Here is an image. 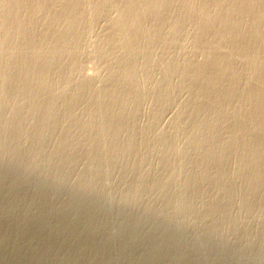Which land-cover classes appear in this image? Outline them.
Returning <instances> with one entry per match:
<instances>
[{"label":"rangeland","instance_id":"374dc122","mask_svg":"<svg viewBox=\"0 0 264 264\" xmlns=\"http://www.w3.org/2000/svg\"><path fill=\"white\" fill-rule=\"evenodd\" d=\"M89 1H91V2H89ZM89 1L85 0L86 3L84 4V8L86 9V11L84 10L85 13L83 14V16H86V14H87V16L89 15L90 17L88 18L86 16V17L80 18V20L83 18L86 20V22H84V23H83V21H85V20H81V21L79 20V22H78L77 19H74V21L75 20H77V21L73 22L72 15H69L70 13H67L69 16H67V14H65L66 12H63L64 14H62V12H61L62 10H60V8H62L60 6L61 5L60 2L58 3V1H54V2H57L59 4L60 7L58 8L57 3H54V2L52 3L51 1H49L48 3L44 2L45 4L47 3L46 5L48 7L46 9V7H45L46 5H44V11L49 10L47 12L51 13V15L48 13L49 16H51V17L49 18L48 15L44 16V14H43L44 18H42V21L41 22L39 21V22H37V24L34 25V27L36 29H38V31L33 29L34 27L32 28L34 31L31 29L30 30L28 29L29 31L23 30L26 28L22 29V32H23L22 34L23 35L25 34L24 37H26V35H27V37L33 36L35 39V38H39V37L41 38L43 36L42 34L46 30V27H50V26L53 27L51 29H55V32L60 33L59 36L60 35L62 36L64 34H66L67 32H70V31L65 30L68 28V25L70 26V29H71L70 34L73 32L71 34L72 38L75 37V38L71 39V41L73 40L75 42V44L73 41L72 42L71 41H68V42L63 41V42H66L69 44L71 43V46L74 45L73 47L70 48L69 44L65 43L67 45L66 46L62 42H60V44L61 45L64 44L65 47L63 45H62L63 47L61 45H58L59 41H61V40L57 39L58 37H55V39H54L53 35H49L50 37L47 36L49 39L46 37L47 41L46 40L45 41L48 42L46 44L48 45L50 43V45H48V46L45 44V41L43 42L45 37L41 38L42 41H40V43H41L40 47H39L40 52L50 51L52 49L51 46H53L51 43L53 42V44H54V40H55L56 44L58 43L55 46H57V48L60 51H62V53H63L62 57L58 60L59 67H58V65L56 66V69L58 71L55 69L50 70L52 72L54 71L52 73L49 70H48L49 71L48 72L47 69H44V70H46L44 72V70L42 69V70H40L41 73L39 72L37 74V71H39V70H36L33 67L31 69L30 65L33 63H30V62L32 61L31 59H32V56L34 55V53L31 54L32 56L29 55L30 57L27 56L26 54H28V53L30 54L32 52V50L34 49V48H32L33 47L32 44L25 43L26 44V46H25V44H22L23 42L22 43L18 42L13 47L15 50L10 49L9 47H6V45H4L3 47H0V50H2L3 53H6L5 58H4V56L2 55L3 53H1V51H0V53H1L0 57L2 56L1 60H0V66L3 65V64H1L3 62H4L3 66H5L6 64L10 65V71H12L11 75H15V73H17V71L21 67L27 68V70H26L27 72L25 73L26 79L23 76L22 79L19 78V79H17L18 81L16 80L18 83V89L21 88V86L25 84L26 80L33 79L34 76L37 77V76H39V74H40V76L42 75L41 77L39 76V78H40V79H38L39 82L37 81L38 77L37 78L35 77L36 79H33L34 82L37 81V83L40 84V80L42 79L46 85L49 83L47 85L48 89L47 90L43 89V91L41 90L42 92L40 91L39 88H37V87H39V85L36 84L35 87L37 89L33 88L34 86H32L30 89H28L29 91L25 89V91H21L22 93L20 92L21 95L26 94V96L22 95V97H21V95L20 94L18 95V93L15 94V96H14V90L15 91L17 90V87H15L14 85H17V83H15V84H13V82H11L12 84L10 82L7 83V81L4 80V77L2 75H0L1 76L0 77V82H1L0 84L3 83V85H0V90H1L0 94H3L4 96H6L5 97L6 99H3L4 96H3L2 100L0 99L1 100L0 104H2V102H3V104H5V102H6V104H5L6 107L4 106L5 108L3 106L0 107V110H1L0 111V122H2V125L0 124L1 125V127H0V136H1L0 140H2V142H3L2 143L0 141V145L3 144L2 145L3 148L0 146V264H264V175H263L264 171H262V168H264V161L261 160L264 158V150H263L264 148H260L261 144L264 147V139H262V137L264 138V131H263L264 130L263 129L264 128V123H263L264 122V119H263L264 118V105H263V103H264L263 102V100H264V96H263L264 95V90H263L264 89V76H263L264 73H262V72H264V70H263L264 69L263 68L264 63H263L262 67H261L262 62H261V65L257 64L255 66V68L260 67L259 70L257 68H256L257 70L252 69L253 71H251V68L246 69V71L247 70L251 71L253 76H255L254 72H256V74H258L257 78L262 77V79H263V80H261V78H258V80H260V82H262V83L258 82L256 86L254 85L260 91L258 92V90L254 87L256 92L254 91V89L250 92H253L255 94L250 93V95H247L248 97H253L251 99L249 98V100L252 104V102H253L252 100L255 99L256 96L260 97V95L263 94L262 95L263 97L261 96V98H262L261 101L263 103L260 102V104H259L260 107H259V105H256L257 107H259V110L257 107L254 108L255 110L257 108L256 111H254V109L252 107H251L252 109H250V106H253V104L252 105L250 104V106L248 105V102H249V101H247L248 97H247V99L246 98L244 99L247 101L248 107L246 106V102L245 103L243 102V106L245 104L246 108H240L239 107V109H240L239 110L237 107L242 106L241 105L242 103L239 101V104H240L239 105L238 103H235L234 102L235 99L232 98L230 103H227V106L225 105V107H223L224 110H227L224 112V114L225 115L227 114L229 116V118L227 115H226L227 117L224 116L227 118V119L226 118L225 119L231 120V118H232V121L228 120L229 121L228 122L226 120H223L224 122H222V120H221V123H222L221 126H219L221 124L220 122H219L220 124L218 123L219 125L212 122L213 124H215V125H213L211 123V121L214 120L216 108H217L218 112L221 109L220 105L217 106V103L220 104V102L219 101L214 102L216 98H215V96H213V94H215V93L218 94V92H217L218 90L214 89V90H216L215 93L213 92L214 90H212V91L210 90V92L212 94L209 93V95H205V96H204V94H202V96H200L201 94L198 93L200 91H198L199 88H198V86H196L197 85L196 80L190 81L188 79L189 81L185 82V79H187V78L182 77L183 75H181L182 73L179 70L175 71L171 67L165 68L168 73L166 72V70H164L163 63H164V60L166 58L169 59V63H171V61L174 62L171 64V66H173L175 63L177 65V63H180V62L181 63L184 62V65H186L187 60H185V59L186 58L190 59V57L193 59L195 57L194 60L197 59L196 61H198V62H203V61L205 62V60H203V59H205L204 57H206V54L208 56V53H209V55H210V53L212 54V55H210V57H212L215 54L219 58L221 55L220 54V48L218 47L219 48L218 49L215 46V44H213V43H210V46L213 44L212 46H215V48L218 50H215V48L213 49V47L212 46L210 47L209 44L207 46V42L204 44H199V45L196 44L197 46H195L194 44L196 42L194 39L196 37V34H192L193 30L191 28V25H188L186 27V30L185 29L183 30V33H181L182 31H178V30L175 31L174 30L177 33L176 35L174 34L175 32L172 29H170V31H172V33L169 31V28H167L168 26L165 24H167V22L172 18L173 13L170 14L171 18L170 17L168 18V16H166V15H168V12L170 13V11L174 12V15H176L178 12H180V11H178V12H176V11L182 9L181 8L182 2H180L181 0L179 2H175L173 5H171L172 6V8L170 7L171 10L168 11L167 14L165 15L167 17L166 18L167 20L166 19L163 20L164 17H159V20H160V18H162L161 20L165 21V24L163 22H160L161 20L159 21L158 18H157V20L159 21L160 24L157 22V20L155 22L154 19H152L153 17H151V15H153V14L150 15V12L149 13L147 12V14L145 16H143V18H141V19H144V18L148 19L149 18L148 19L149 22H147V21L141 22L142 25H148L149 24L148 28L146 30L147 34H146V31H144L142 33L141 32L139 33L141 36L140 35L139 36L132 35V36L133 37H140L141 38L140 41H146L147 42V44H145L146 42L141 43L143 45L141 48L144 49L143 51L146 54H144V53L142 54L143 51L141 52V50H140L141 48L137 49L140 52L139 51L137 52V50H136L137 53L135 52V54H134V51L136 48H130V47L123 48L124 50L128 49L126 51L127 53L123 52L121 45L119 47L118 41L117 42L111 41L110 37H114V34H116L115 35L116 37H117V34H118V37L120 34V37H121V34L123 35V33H124L119 28H115V29L116 30L118 29V31L120 30V33L117 32L116 30H114L113 25H112V19H115L116 17L121 15L120 12L122 9L121 10H119V9L125 8V6H126V5H124L126 3L125 1L121 0L122 6H120L121 2H118V1H117L118 3L116 2V4H118V6L120 8H118V6L115 4V2H113V4H112V2L109 3V4H111L110 7H109V4L104 5L105 6L104 8L108 7L109 9L106 8L107 10H105V9L100 10L101 12L99 11L100 12V13L98 12L99 14L96 12L97 8H95V7H98V5L101 3L100 2L101 0L100 1L99 0H93V1L89 0ZM94 1H97V2L94 3ZM98 1H99V4H98ZM139 1H141V0L137 1L138 3L136 4V6H140L141 3ZM202 1L204 3L206 0L205 1L202 0ZM202 1H200L201 4L199 3L201 6L204 5L202 3ZM92 2H93V4H92ZM143 2H144V0H143ZM143 2H142V4H144ZM209 2H210V0H209ZM90 3L93 6H90L91 5ZM48 4H50V5L48 6ZM51 4H53L54 6L56 4V9ZM114 4H115V7L117 6L116 9H114L115 8ZM85 5L86 6L88 5L87 6L88 11H87V7ZM112 5H113V7H112ZM52 7L54 8V10ZM92 7H94V8L92 9ZM26 10H28V9L24 8L22 13H24ZM51 10H52V12H51ZM55 10L60 12V14L59 13L57 14L56 13L57 11L55 12ZM103 11L104 12L108 11L109 14H108V12L103 13ZM123 11H124V9H123ZM89 12H91L92 15ZM117 12H119V13H117ZM52 13L54 15H52ZM95 14H96V17H95L96 19L93 18L95 16ZM97 14H98V17H97ZM57 15L58 16L61 15V16L58 17ZM65 15H66V17H65ZM101 15H103L104 17H101ZM148 15L150 17H147ZM161 16H163V15H161ZM56 17H58V18H56ZM62 17L64 20L61 19ZM175 17H177V15ZM51 18H52V21L50 20ZM53 18H55V20ZM65 18L66 19L70 18V20H66ZM87 19H89V21ZM146 19H144V20H146ZM186 19H184L185 20L184 22H187L186 24H188V21H190V19H187V20ZM45 20H47V22H43ZM48 20H50V21L48 22ZM56 20H57V22H56ZM71 20L74 24L72 22L71 23L67 22V21H71ZM91 20H93V21H91ZM109 20L111 23L108 22ZM59 21L62 23V25ZM64 21H66L65 25H63L65 23ZM150 21L155 22V23H152V24H154V27H155L156 23H158L159 26L161 25L162 27H163V25H165L166 31H164L165 27L162 28L161 26H160L161 27V31H160V27L158 28L157 27L158 24H156V27L159 29V31H158L160 34L159 36L161 38L159 39V36H158V38L154 39L155 41H153V43L149 44L148 43V39H149L148 34L153 30V27H152L153 25L152 24L150 25V23H151ZM42 22H43V24H42ZM55 22L56 23L59 22V24H56ZM190 22H189V24H191ZM38 23L40 25H38ZM67 23H68V25H67ZM75 23H77V24L81 23L80 25L78 24L80 27L77 24L75 25ZM85 23L86 24L90 23V24L86 25L87 27H85V26H83ZM48 24H49V26H47ZM37 25H38V28H37ZM55 25H56V27L60 26L59 30H58V28L54 27ZM73 25H75L76 27ZM15 26H18V25L16 23H13V27H15ZM71 26H72V28H71ZM107 26H109V27H107ZM11 27H12V25H11ZM150 27L152 29H149ZM156 27L154 30L157 29ZM109 28H110V30H109L110 34L109 35H111V36L108 35V33H109L108 29ZM61 29H64V30H61ZM70 29L68 28L67 30H70ZM41 30H43V31L41 32ZM60 30H61V32L63 31L64 33L61 34ZM26 31H27V33H26ZM31 31H32V33H29ZM51 31H53V30H51ZM121 31L123 33H121ZM167 31L169 34L171 33L170 37H172V38L169 37V34L167 33ZM184 31H186L187 33H189V32L190 33L192 32V33L188 34V36H187V33ZM194 31H195V29H194ZM33 32L34 33L37 32V35H36V33L34 34ZM38 32H40L41 34ZM114 32H117V33H114ZM165 32H166V34H168V38H169L168 40H171L170 42L168 40H166L167 35L165 34ZM28 33L31 35L28 36ZM38 34H40V36ZM77 34H79L78 36H81V38L82 39L84 38V39L80 40L79 39L80 37H78ZM82 34L84 35V37H82L83 36ZM143 34H144V36H143ZM172 34L175 35L174 38H173ZM262 34H263V29H262ZM71 35L68 37H71ZM73 35H75V36H73ZM105 35H106V37L108 35L110 40L108 37L105 38ZM162 35H163V37H162ZM177 35H179L180 37L182 36V37L176 39L175 37H178ZM76 36L78 39L76 38ZM151 36H152V33H151ZM183 36L184 37L186 36V37L183 39ZM51 37L54 40L51 41L50 40ZM143 37H144V40H143ZM190 37L192 39L194 38L193 40L195 43L192 41V39H190ZM101 38H103V39H101ZM145 38H146V40H145ZM156 39H158V40H156ZM174 39H176V40L174 41ZM181 39H182V41H181ZM185 39H187V40H185ZM106 40H107V45H106L107 49L104 48L105 44H106ZM172 40L174 41V43ZM184 40H185V42H184ZM49 41H51V42H49ZM81 41H83V42H81ZM102 41H104V42H102ZM79 42H81V43H79ZM110 42L112 45L110 44ZM114 42L119 47L118 48L116 46V49H118V51H120V49H121V52H123V53L117 52V50L114 47V45H115ZM166 42H168L167 45H166ZM182 42H184L185 44ZM19 43H20V45H19ZM113 43H114V45H113ZM180 43H182V44H180ZM186 43H189V46H191V48L189 46H187L188 44H186ZM42 44L46 45V47L44 45L42 46ZM79 44H81V46ZM108 44H110L112 47ZM163 44L165 46H163ZM177 44H179V45L177 46ZM21 45H23V47H21ZM76 45H79L77 48H80V49L74 50V47L76 48ZM159 45H162V46H159ZM180 45H182V46H180ZM203 45H205L204 48L202 47ZM234 45L235 44H233L230 47V49H235V47L232 48ZM154 46H155V48H154ZM68 48H70V50H68ZM109 48L110 49L113 48V50L111 49V52H110ZM150 48H151V50H148ZM152 48H154V49L152 50ZM179 48H180V50H179ZM186 48L188 49V51L186 50ZM182 49H183V51H181ZM189 49L192 51H190ZM206 49H207V51L209 49H211V50L208 51V53H207V51H205V54L203 55L202 52H204V50H206ZM76 50L79 51L80 55L78 53H76ZM100 50H102V52ZM155 50H156V52H154ZM213 50H215L217 53ZM262 50L264 52V49H262ZM262 50L260 51V53H262ZM128 51H130V52L128 53ZM189 51H190V53H189ZM22 52H23V54H25L27 56V58L29 60L26 59V56H25V58L23 57L24 55L22 54ZM131 52H133V54H131ZM148 52H150V53L147 54ZM75 53H76V55L77 54L78 55L77 56L74 55ZM156 53H158L159 55H157ZM183 53L185 56H183ZM233 53H234V51L230 52L231 55ZM10 54H11V56H10ZM16 54H17V56L20 55L19 58L21 60L18 59ZM126 54H128L129 57ZM136 54L138 55L137 58L135 57ZM150 54H152L153 57L156 54V56L154 57V62L155 61H157V62H155V63L152 62V64L147 63V61H149L147 58H149ZM165 54H168L169 57H171V56L172 57L168 58V56H166ZM175 54H176V56H175ZM187 54H188V57H186ZM194 54L197 55L198 58L196 56H194ZM230 54L227 53V55H230ZM262 54L264 55V53H262ZM262 54H259L260 59L264 58V57H262L263 56ZM70 55H72V56L70 57ZM108 55H109V57H107ZM124 55L127 56V59ZM131 55H134V56H131ZM144 55H145L147 61H145ZM160 55H161V57H160ZM178 55H179V58L177 57ZM12 56L14 57V59L12 58L14 62L11 59ZM101 56H104V57H101ZM216 56H214V58H217ZM7 57H10V59ZM22 57L24 58V60L22 59ZM72 57L74 59L73 63H71ZM130 57L131 58L135 57L133 59V60H135V65H136L135 69H134L135 65H133V66L128 65V64H131L130 62H127ZM16 58L18 59L19 63H18V61H16L17 60ZM104 58L106 59V63H108V64L110 63L109 66H108V64L105 63ZM131 58L129 61H132ZM237 58H239V57H237ZM7 59L13 62L12 66H11L12 62L9 61V63H8ZM66 59L68 61H70V63L72 65L69 63V65H70L69 66L67 64L68 61H66ZM117 59H119L118 62L116 61ZM159 59L161 61H158ZM167 59L165 60L166 63L168 62ZM170 59H172V60H170ZM175 59L177 61L178 60L179 61L177 62V61H175ZM239 59H241V58H239ZM239 59L235 60V64L237 66L234 65V70H236L237 72L241 71L240 72L241 74H243L242 72L246 73V75L248 74V76H246V77L249 78L251 76V72L247 73L248 71L245 72L243 70V68H241L242 65H245V64L242 60L241 61L243 63L241 61H239ZM2 60H3V62H2ZM33 60H34V58H33ZM108 60H109V62H108ZM125 60H127V61H125ZM183 60H185V61H183ZM20 61L23 63L21 64ZM61 61H62V64H60ZM75 61H78V62H75ZM115 61L117 63V67L115 66L116 63L114 65ZM138 61H139V63H138ZM237 61L241 62L242 65H240L241 63H239V62L237 63ZM16 62H17V66L15 64ZM120 62H122V63H120ZM75 64H77V66L79 68ZM120 64H122V65L126 64L127 65V67L124 68L125 70L122 69V66ZM155 64H156V67L159 64V67L156 68ZM180 64L178 67H180V69H181L183 67V65L181 64L182 65V67H181ZM26 65H28L30 69H28V66H26ZM119 65L121 67H119ZM124 65H123V67H124ZM137 65H139L138 68H137ZM150 65H152V66H150ZM176 65H175V67H176ZM3 66H1V67H3ZM74 66H76L75 68L78 71L74 68ZM110 66H112V67L115 66L114 68L115 69L119 68L120 71L122 69L123 73L122 72L120 73V71L118 69L117 70L114 69V73L111 72L112 74H110V77H109L110 71L113 70V69H111L112 67L110 68ZM162 66H163V69H162ZM252 66L253 65H250V67H252ZM128 67H129V69H132L133 71H135L133 75H132L133 71L131 72V70H129ZM147 67H150V68L147 69ZM247 67H248V65H247ZM68 68H70V69H68ZM71 68H72V70H71ZM142 68H143V70H142ZM155 68H156V70H155ZM158 68H161V69H158ZM15 69H17V70L15 71ZM65 69H66V71H65ZM126 69L128 70V73H127ZM144 69L149 70V72L147 70L145 71ZM150 69H153V70L150 71ZM169 69H170V72H169ZM13 70H14V73H13ZM29 70L30 71L33 70V71H31L33 74L35 72L36 73L34 75H32V73L29 72ZM70 70H71V72L73 70H75L77 72L73 71V75H72V73L69 72ZM141 70H142V72H141ZM159 70H160V72H159ZM59 71H61V74H63L65 77L63 75H61L60 73H58ZM62 71H63V73H62ZM115 71H116V73H118V75H115ZM137 71L139 74H137ZM143 71H144V74H142V76H143V78H142V76H139V75H141V73H143ZM177 71L180 73L176 74ZM42 72H44V73H42ZM46 72H47V76L45 74ZM124 72L127 73L129 77H130V75H131V77L134 76L135 73H136V76H134V79L133 78H124L125 77V76H123L125 74ZM161 72L163 74H161ZM237 72H235V73L240 74ZM260 72L262 73V76H260V74H261ZM49 73H50V75H49ZM55 73H58L57 75L61 79L57 78L58 76H56ZM74 73H76V76L74 75ZM165 73H166V75H164ZM29 74L32 76L31 78L29 77L30 76ZM51 74H55V75L51 76ZM169 74H170V76H169ZM111 75H114V76L111 77ZM150 75H151V77H150ZM45 76L48 78H46ZM128 76L126 75V77H128ZM161 76H163V78ZM175 76H176V79H175ZM114 77H116V78L119 77L120 79L119 78L116 79ZM139 77H141V78H139ZM177 77L178 78L182 77L183 80H182V78H180V81L182 80L180 82L177 79ZM251 77L249 78V80L251 83H254L255 77L252 78L253 81L251 80ZM110 78H111V80L109 81ZM137 78L139 80L142 79V81L144 79V81H147V82H144V81L139 82V81H137L138 80ZM164 78L165 79L167 78L166 81L168 83H164V82H166ZM1 79H3V80H1ZM51 79H53V81ZM115 79L119 80L118 83ZM158 79H162V80H160L161 82ZM173 79H175V80H173ZM21 80H23L24 82ZM62 80L63 81L65 80V82H62ZM81 80L82 81L86 80L85 82H83L85 84H83ZM112 80H113V83H111ZM125 80H128V81H125ZM153 80L156 83H158L157 80L159 81V83L163 82L162 83L163 85L159 84V86H158V84L155 83L156 87H154V86H152L154 84ZM168 80L169 81L171 80V81L169 82ZM245 80H241V81L243 82ZM16 81L14 80V82H16ZM51 81L56 83V84L54 85V83H52ZM79 81H80L81 85L83 84L84 87L86 85V89L84 88L85 90L83 89V86L78 84ZM87 81H89V82H87ZM34 82H33V84H34ZM61 82H62V84H61ZM72 82H73V85H72ZM86 82L88 84H86ZM114 82H115V84H114ZM120 82L121 83L124 82V83H122V85H121ZM133 82L138 87L139 86H142V87L138 88V87H136V85L133 86L134 85ZM189 82L191 84L194 83V85L195 84L196 85L195 86L191 85V84H189ZM227 82H228V84L230 83V81H228V79H227ZM233 82L234 81H231V85L233 84ZM4 83H5V85H4ZM51 83H52V85L49 86ZM119 83H120V87H119ZM126 83L128 85H126ZM139 83H144L145 85L144 84L140 85ZM171 83H173V84H171ZM184 83H188L189 86L191 85L190 87H193V86L194 87L192 89H190V88H188L189 86H187L188 84L185 85ZM57 84H61V85L58 86ZM90 84H92V86L88 87V86H90ZM258 84H260V89H259ZM111 85H112V87H111ZM113 85H115V86H113ZM129 85L130 86L132 85L131 88H129L130 87ZM165 85L166 86L170 85L171 87L170 86L166 87ZM173 85L176 87H174ZM262 85H263V87L261 89ZM4 86H6V87H4ZM7 86H9V87H7ZM53 86H54V89H53ZM74 86H75V88H74ZM76 86H77V88H76ZM11 87H13V89ZM55 87H56V90L58 91L57 93H56ZM59 87H61V89ZM121 87H123L122 90H124V89L126 90V88H127V91H126L127 94L125 91H124V93H123V91H121L123 94L118 92V91H120ZM10 88L12 89V90H10L12 92L9 91ZM22 88H24V86H22ZM62 88L64 90L68 88V90L64 91ZM108 88H110V89H108ZM140 88H143V89H141V91H140L139 90ZM158 88H159V90H158ZM177 88H178V90H177ZM186 88L189 90H187ZM32 89H34V90H32ZM58 89L62 90V91L60 92ZM72 89H75V92H73L74 90H72ZM81 89L84 90L83 94H82L83 90H81ZM117 89H119V90H117ZM128 89L131 90V92L133 89V92L135 91L136 93L132 92V94H130V91ZM166 89H167L168 93H166L167 92ZM171 89H173L174 91ZM30 90H32V91H30ZM48 90H50V91H48ZM106 90L107 91L111 90V91L107 93ZM137 90L139 92H137ZM157 90L159 92L156 93ZM261 90L263 92H261ZM33 91H35V92H33ZM36 91H38V92L40 91V93L38 95H36L38 93ZM44 91H46V93ZM76 91H77V95L74 96L73 94L74 93L76 94ZM104 91H106V92H104ZM160 91L162 92L161 94H160ZM171 91H173V92L171 93ZM195 91L196 92L198 91L197 94L195 93ZM8 92H9V94H7ZM32 92L35 94V96L33 95L34 100L33 99L30 100L32 98V96H31L32 94H30V96H31L30 97L29 93H32ZM48 92H52V93H48ZM59 92H60V94H58ZM66 92L69 94H66ZM88 92H89V94H88ZM163 92H165V93H163ZM11 93H13V95ZM53 93H54V95L57 94L58 97L60 95L61 97H59V98H60V100L62 99L61 100L62 102L65 100L66 101L70 100L71 102L65 101V103L62 104L60 102L59 98H56L57 95L54 96ZM61 93H63V94L65 93L67 97L65 96V94L62 96ZM90 93H91V95H90ZM105 93L109 94V95H106V97L105 96L103 97L102 94L105 95ZM139 93H141V94H139ZM155 93H156V95H155ZM45 94L51 95L52 98L48 97V95H47V97H45L46 96ZM124 94H125V98L121 97V96H124ZM133 94L135 97L136 96L137 97L135 98L133 96ZM166 94L169 95V97ZM198 94H200V95H198ZM10 95L12 97H15V99L13 100V98L10 97ZM110 95L113 96V98ZM118 95L120 98L117 97ZM160 95H161V97H160ZM172 95H173V97H172ZM254 95H256V96H254ZM37 96H38V99H39V96L45 97V98H40V100L44 99L43 100L44 102L41 101L43 103V104L41 103L42 105L39 103L40 101L39 102L35 101V100H37V98H36ZM126 96H128V99L126 98ZM209 96H211L215 99H213V100L208 99V101L211 100L212 105L206 106L205 100L207 97L209 98ZM70 97H72V98H70ZM108 97H110V98H108ZM131 97H133L132 98V100L134 99L133 101H131V99H130ZM165 97H167L168 99L166 98L167 99L166 100ZM196 97H198V98H196ZM201 97H203L205 99H200ZM8 98H10V100L11 99L12 100L10 101ZM26 98H27V100H26ZM47 98H48V100H47ZM53 98H55V99H53ZM106 98L108 100H106ZM139 98L141 101L139 100ZM155 98H158V99H155ZM159 98H160V100H159ZM169 98H170V100H169ZM72 99L74 101L76 100L75 101L76 103L74 101H73L74 102L73 103ZM109 99H111V101H109ZM118 99H121V100L119 101ZM122 99L129 100L130 103L134 107L135 106L137 107L136 109L138 111H136L132 105H130L131 107L129 105H127V103L130 104L127 100H125V103H126L125 104L124 100H122ZM193 99H197L199 102L202 100L203 102L201 101V103H199V105L197 106L196 104H198V101L194 100L196 102V104H195ZM5 100H7L9 102H7ZM15 100L17 101L16 104H15V102H16ZM45 100H46V102H45ZM56 100H57V102H56ZM116 100H118V101H116ZM136 100H137V102H136ZM163 100L165 101V103ZM12 101H14V102H12ZM23 101H25L26 103H23ZM27 101L29 102V104H31V103L32 104L28 105ZM30 101H32V102L30 103ZM47 101H49V102H47ZM53 101H55V102H53ZM107 101L111 102L112 106H111V104H109V102L107 103ZM159 101L160 102L162 101L161 103L164 105L159 103ZM11 102H12V104H10ZM21 102H22V104H20ZM36 102L39 104V106H37L38 104H36ZM50 102L54 103V104L53 103L52 104L54 105V107H56L55 111L51 110V109L45 110V108H47V107L48 108H54L51 106L52 104ZM118 102H121V103H118ZM191 102H194L195 106H193ZM231 102H233V105L231 104ZM48 103H50L49 104L50 106L48 105ZM55 103H56V105H55ZM68 103H70V104L68 105ZM234 103L238 106H236ZM261 103L263 105V108H261ZM17 104H19L20 106H18ZM23 104L25 105V107ZM34 104L37 106V109L35 108L36 106ZM65 104H66V106H64ZM94 104L96 107L94 106ZM138 104H139V106H138ZM183 104H184V106H183ZM16 105L18 106V108ZM59 105H61V106H59ZM161 105H162V107H161ZM165 105H167V106H165ZM10 106L11 107L14 106L13 108L16 110L11 109ZM26 106H27V109H26ZM41 106L45 107V108H43L44 110L43 109L40 110V108H38ZM159 106H160V108H159ZM199 106H201V107H199ZM20 107H21L22 111L21 110L19 111ZM57 107H58V110H60L62 108L63 109L60 110V112H59L57 110ZM123 107L126 111L123 109ZM163 107H164V109H163ZM211 107L212 108L214 107V108L212 109ZM28 108H29V110H28ZM118 108H120V109H118ZM126 108L129 110V113H128V110ZM131 108H132V110H131ZM196 108L201 109V111L196 109ZM247 108H249V110L254 111V112H251V111L249 112ZM3 109H5V111ZM8 109H11V110L8 111ZM38 109L42 112L40 113V111H37ZM116 109H118L119 111ZM210 109H211V111H210ZM236 109L238 111H236ZM242 109H244V110L246 109L247 112H249V114H247V112H246V114L250 117L253 116L251 118L252 119L255 118L254 119L255 121L250 119V117H248L246 114L242 115L243 113H245ZM23 110H25V112ZM32 110H34V112ZM50 110H51V113L54 114V116H53V114L52 115L50 114ZM95 110H96V113H94ZM230 110H231V112H230ZM10 111L12 113L14 112L13 117H12V114ZM15 111L16 112L17 111L23 112L22 115H21V113L18 112L22 116V118L19 114L18 115L20 117L17 116V113ZM27 111H30L29 113H31V114L33 113V114L32 115L28 114ZM35 111H36V113H35ZM56 111H57V113H56ZM104 111H106V112H104ZM116 111H117V113H116ZM134 111H136V112H134ZM2 112H4V113H2ZM43 112L45 114H43ZM74 112L76 114L73 116ZM102 112H104L106 114H104ZM111 112L114 113V116H113V113H111ZM130 112L131 113L134 112L135 113L134 116H136V117H134L133 114H131ZM194 112H196L195 115H194ZM199 112H200V114H199ZM202 112L206 115L204 116V114H202ZM236 112L237 113L239 112V113L237 114ZM241 112H242V114H240ZM258 112L259 113L262 112L263 114L260 115ZM46 113H47V115L48 114H50V115L47 116ZM58 113H60L61 115L59 114L57 116ZM122 113H125V114L120 115ZM127 113L129 115L126 116ZM257 113L259 114L258 116H263L261 119H260V117L257 116L259 118V120H262L261 122H262L263 126L261 125V122H259V120L254 116ZM10 114H11L12 118L11 117L9 118ZM23 114L26 117H24ZM35 114H37V115H35ZM41 114H42V116L44 115L43 118H41L42 117ZM89 114L90 115L93 114V115L90 116ZM102 114H103V117H102ZM116 114H118L117 118H116ZM197 114H198V117L200 119L197 117L193 118L194 116H197ZM190 115H192L191 119H190ZM200 115L202 116V118L204 116V118L202 119L200 117ZM232 115H233V117H232ZM237 115L239 116V118L241 116L242 117L244 116L243 118H245V119L240 118V120L237 121V119H239ZM37 116L38 117L40 116V118H37ZM59 116H61V117H59ZM69 116H72V117L70 118ZM88 116H90L89 118L91 120L88 118ZM236 116H237V118H236ZM16 117L20 118L23 121V123L21 122L20 119H17L18 120L17 121ZM63 117H65V119H67V120H65ZM67 117L70 119H68ZM119 117H121V118L118 119ZM208 117H209V120H208ZM13 118H15V122L12 121ZM59 118H60V120H59L60 124L58 123V121H56ZM125 118L126 119L128 118L127 119L128 121ZM132 118L135 120V122H134V120H132ZM233 118L236 120H234ZM5 119L9 121V124L8 123L6 124ZM24 119H26V120H24ZM28 119H29V121H28ZM38 119H40V121L41 120L42 121L39 122ZM49 119H53L55 121L51 122V124H50ZM72 119L74 120V122ZM113 119L115 121V124L111 125L110 122L112 123ZM116 119L118 120L119 123L116 122L117 121ZM123 119H125V121ZM194 119L197 121L199 120L198 123L196 121H194ZM48 120H49V122H48ZM89 120L92 121V123H89L90 122ZM200 120H202V121H200ZM207 120H208V123H207ZM243 120L247 122L246 125L244 124L245 122ZM249 120L251 122L254 121V123L256 122L257 124L255 123V126H254V123H251V124H253V126H250ZM16 121L18 122V124L20 123L21 125H18L16 123ZM45 121H46V125L50 124V125H48V127L45 124H43V122L45 123ZM60 121H62V122H60ZM129 121H132V122H129ZM225 121L227 124L233 123L234 125L233 124L227 125L225 123ZM239 121L240 122L243 121L244 123L241 122L243 125H241V123L235 124V122L239 123ZM3 122L5 125H3ZM10 122H11V124H15V123L16 124L11 126ZM26 122L28 124L27 126H26ZM37 122H38V124H36ZM67 122H69L68 125H67ZM86 122H88L89 124ZM202 122H203V124H201ZM34 123H35V125H34ZM41 123H42L43 127L40 126V128H39V124L41 125ZM61 123H63V124H61ZM129 123L133 124L132 129L130 128L131 124H129ZM134 123H135V125H134ZM56 124L57 125L59 124L60 126L59 125L57 126ZM194 124L197 126H195ZM205 124L209 127H210V125L211 126L213 125L212 129L213 128L214 129L209 130L211 127L207 128V126ZM17 125L19 127L21 126L24 129L18 130V129H21V127L19 128ZM44 125H45V128H44ZM63 125L69 126V128L67 127L68 129L65 128L67 131L68 130L70 131V133L69 132L67 133L65 131L67 133V136L65 135V132L62 131V130H64ZM98 125L101 126L102 131ZM118 125L123 127V128L121 127V131H120V127ZM125 125L126 126L130 125V126L126 127ZM200 125L203 128L200 127V130L198 131V128ZM248 125L250 126V128L253 127L254 130H250ZM4 126H7V127H4ZM62 126H63V128H62ZM88 126H90V127H88ZM193 126L195 128L197 127V130ZM224 126H226V127H224ZM239 126L241 129L239 128ZM244 126L245 127L247 126V128H249V129L243 128ZM12 127L15 129L13 130ZM25 127L27 130L25 129ZM60 127L62 128V130L60 129ZM108 127H110V128L108 129ZM113 127H117L118 129L113 128ZM124 127H126V128L124 129ZM190 127H191V130H190ZM222 127H224V129ZM259 127H261L262 130L259 131ZM33 128H35V129H33ZM89 128H90V130H89ZM135 128L137 130H139V133ZM228 128H229V130H228ZM230 128L233 130V133H230V132H232ZM253 128H251V129H253ZM42 129L45 132L42 131ZM47 129H48V131H47ZM126 129L129 132H127ZM235 129H237L239 134H236L237 131H235ZM257 129H258V132H257ZM15 130L19 134L21 132H23V133H21V135H19L16 133ZM35 130H36V132H35ZM72 130H73V134H72ZM97 130L100 133V135L97 132ZM103 130H105V131H103ZM108 130H111V131L109 132ZM188 130L190 131L189 136L191 133H193L194 130L195 131L193 134H196V135H193V134L191 135L190 141H189V139H187ZM220 130H222V132H223L222 134L220 133ZM239 130H241V131H239ZM37 131L38 132L42 131V133L45 135V138L44 137L42 138L41 133H37ZM75 131H76V133H74ZM107 131H108V133H107ZM122 131H124L125 133ZM133 131L136 133H134ZM234 131H235V135H233ZM247 131H249L250 134H251V132L256 133V136L254 133H253L254 134L253 136H251L252 134L251 135L249 133L247 134L246 133ZM1 132L4 133L5 137L2 135L3 133L1 134ZM120 132H121V134H120ZM201 132H202V134H201ZM259 132H261V133H259ZM34 133H36L39 136L37 137V135ZM215 133H218L217 135L219 137L216 136ZM225 133L229 134V135L231 134V136H233V137L230 138V136L228 135L227 138L229 137L230 139L229 138L227 139ZM240 133H241V135H240ZM262 133H263V136L261 137L260 134H262ZM112 134L114 135L113 137H112ZM131 134H136V135L133 136ZM213 134H215L216 137ZM219 134H221V135H219ZM242 134H244V136ZM13 135H14V137H12ZM16 135H19V136H16ZM31 135L34 136L35 138L34 137L32 138ZM77 135L80 138H77ZM116 135H118V136H116ZM130 135L132 136V138L130 137ZM205 135H208V136L204 137ZM210 135H212V136H210ZM247 135H248V138L251 142H245L244 141V140H246V141L248 140ZM15 136H16V138H15ZM196 136L198 139L195 138ZM40 137H41V139H40ZM97 137H98V139H97ZM208 137H210V138H208ZM212 137H213V139H212ZM237 137L239 139L236 140L235 138H237ZM253 137L256 140L252 142V140H254ZM257 137H260L259 138L260 141L258 140ZM1 138H3V139H1ZM76 138L81 139V141H78ZM111 138H112V141H111ZM188 138H190V137H188ZM201 138H203V139L206 138L207 143L205 142V140L203 141V139L199 140ZM216 138H218V141H219L218 143L221 144L222 148H219L221 146H216V143H217ZM221 138H222V140H224V138H225V140H224L225 143H224V141L220 140ZM242 138H243V140H241ZM10 139H12V140H10ZM15 139H16L17 144L15 142ZM32 139L33 140L37 139V140L33 141ZM99 139H100V142H99ZM193 139H196V140L194 141ZM210 139L212 140V142H211L212 145L210 144V141H211ZM40 140L42 141V143L38 142ZM109 140H110V142H109ZM127 140H130L131 145L128 144L129 142ZM132 140H135V141H132ZM238 140L239 141L241 140V141L239 142ZM257 140L259 142H261V141H263V142H261L260 144H255V142H258ZM131 141L134 143H132ZM193 141L195 143H192ZM196 141H197V143H196ZM198 141H201V142L198 143ZM220 141H222V142H220ZM227 141L229 142L228 145L226 144ZM242 141H243V143H242ZM10 142H11V144H10ZM13 142H15V143H13ZM60 142H62L63 144L64 143L66 144V142H67L70 150L65 148V146L67 147V144L66 145L64 144L65 146L63 147V145L62 146L60 145L61 144ZM174 142L176 144H174ZM231 142H232V144H234V143L235 144L236 143L241 144V146L237 145V144L236 145L234 144L235 146L231 145V146H233L232 151L233 150L235 151V149H237L239 146L241 148L239 147L240 149L238 148L236 150L237 153H236V151L235 152L233 151L234 153H232V151L230 150V153H232V155H229L230 153L228 152L226 157H227V159H228V156H229V158L230 157L231 158L227 160L224 155L227 153V151H229V149H231V147L229 146L231 144ZM32 143H35V145ZM37 143H40V144H37ZM58 143H60V144H58ZM93 143L95 145H93ZM201 143H203V144L201 145ZM223 143H224V147L222 145ZM75 144H77V145H75ZM207 144L209 145V148H207L208 146H206V149H207V152H206L205 146H203V145H207ZM225 144L229 147H227ZM247 144H249V146L250 145L252 146V144H253L254 146L252 148H250ZM132 145L133 146L135 145L134 146L135 148ZM178 145L180 147L183 146V148L181 147L182 148L181 149ZM214 145H215V147H214ZM174 146H177V148H176L177 152L175 151ZM210 146H212V148L214 150L211 151L212 148ZM236 146H238V147H236ZM256 146L257 147L259 146L258 147L259 150ZM61 147H63L64 149ZM73 147L75 148V151H74ZM91 147L92 148L94 147V148L91 149ZM226 147H227V150H226ZM234 147H235V149H234ZM247 147H249L251 150L248 149ZM186 148H187V150H186ZM253 148H257V152L255 150L253 151ZM71 149L74 152H70ZM125 149H127V151ZM131 149H133V150H131ZM183 149H184V151H183ZM208 149H210V151ZM218 149L219 150L221 149V150L219 151ZM242 149H244V150H242ZM30 150H31V152H30ZM145 150L146 151L148 150L149 152L147 151L148 152L147 153ZM171 150L173 153L171 152ZM178 150H180V151H178ZM215 150L218 151V154H216L217 152ZM144 151L146 153H142ZM168 151H170V152H168ZM186 151L189 152V156L187 155L188 152H186ZM192 151L194 153H192ZM208 151H209V153H208ZM221 151H223V153H221ZM259 151L261 154L263 152V154H262L263 156L259 153ZM181 152H182V154L186 153L184 158L182 157L183 155H180ZM190 152H191V155H194L195 158L190 155ZM204 152H206L208 155L207 154L205 155ZM238 152L240 154L242 152L243 153V154H241L242 156H240ZM253 152H254V154H253ZM27 153H31V154H29V156H28ZM171 153L173 154V158L169 159L168 157H172ZM219 153H220V155H219ZM160 154L161 155L163 154L164 157H166V156L167 157L165 159L163 157V159H162L161 158L162 156ZM210 154H211V156H210ZM212 154H213V156L215 154L216 155L213 157ZM245 154H247L248 160L245 157L246 156ZM250 154L252 156H250ZM109 155L110 156L113 155L112 156L113 158L110 159L111 157ZM179 156L182 158H180ZM206 156H207V158H206ZM105 157H107V158H105ZM108 157H110V158H108ZM216 157H218L219 159ZM252 157L257 158V161H258L257 164H255L256 159L252 158ZM261 157H263V158H261ZM221 158H223V159H221ZM160 159H162V161ZM191 159H193V160H191ZM199 159H201V161ZM203 159L204 160L206 159L205 160L206 163H205V161H203ZM240 159L241 160L243 159L242 163H244L246 161L247 162V163L245 162L246 165H245V163L241 164ZM244 159H246V160L244 161ZM258 159H260L261 161H259ZM62 160H64L65 162H63ZM166 160H167V162L170 160L171 161L166 163ZM180 160H182V161H180ZM184 160L185 161L188 160V162L186 163ZM214 160H216V161H214ZM220 160H222L224 162L226 161L225 162L226 166H224V164H223L224 162L221 161V163H220ZM249 160H252V162ZM60 161H62V162H60ZM182 162H184V164ZM215 162H216V164H215ZM217 162L220 165H218ZM250 162L257 165L256 166L257 168H255V166H253V164L250 165ZM260 162H261V164H260ZM28 163H30V164H28ZM33 163H35V164H33ZM247 164H249L250 167H248ZM184 165H186V166H184ZM244 166L248 167V168L246 167V170L248 169L247 172H246ZM180 167H181V169H182V167H183V169L185 167H187V168H185L184 170L182 169V172H181ZM239 167H243L244 169L239 168ZM251 167L260 171L259 172L260 177H258V178H260L259 180H257V178L255 177V176H259L258 171H256V170H254L255 172L253 171L254 174L256 173L257 175L256 174L254 175L253 172H249V168L251 170ZM192 168H193V170H192ZM221 168H223V169H221ZM224 168H225V170H224ZM177 169H179V170H177ZM259 169H261V170H259ZM173 171H175V173ZM218 171H220V172H218ZM185 172H187V173H185ZM201 172L203 174H201ZM221 172H224V173H221ZM244 172H246L247 174ZM177 173H179L180 175ZM197 173L198 174L200 173V176H198ZM238 173H240V174H238ZM172 174H173L174 179L172 178ZM174 174L177 175L176 176L177 178L174 177ZM217 174H218V176H217ZM220 174H222L223 177L219 176ZM248 174H250V176ZM251 174L253 175L252 177H251ZM165 176L168 178H166ZM207 176L209 178L211 177L210 180H212L213 183H212V181L207 182V180H206L208 178ZM241 176H243V177H241ZM220 177L222 179L225 177V180H222ZM249 177H251L252 179L254 177L256 181L254 179H253L254 181H252V179ZM163 178L165 179V181ZM198 178L199 179L201 178L200 179L201 183H200V180H198V182H195V181H197ZM209 178H208V180H209ZM213 179H215V180H213ZM166 181H169V182H166ZM158 182L160 184H158ZM156 183L158 185H162V187L158 186ZM214 183L217 184V186H214ZM210 185H212L213 187ZM91 186H93V188L89 189ZM193 186H196V187H193ZM252 187H253V189H252ZM135 189L138 191H136ZM190 190H194V191L192 192ZM222 190L224 191V193ZM241 190H242V192H241ZM91 191H92V193H91ZM134 191H135V193L137 192L135 195L133 194ZM250 191L252 192L251 194H250ZM129 193H131L132 195ZM250 195H252V196H250ZM126 196L128 197V199ZM135 196L137 198H135ZM248 196H250V197H248ZM130 198H132L133 201ZM216 199H219V200L216 201ZM220 199H222V200H220ZM224 199H226V200H224ZM171 200H173V201H171ZM227 200H229V201H227ZM169 201H170V203L168 204L167 202H169ZM176 203H179L178 206L180 205V203L181 204L183 203L184 205L183 204L180 205L179 209L180 208L181 209L179 210ZM172 204H173V206H171ZM174 204H175V206H174ZM188 204L189 205L192 204L193 207H191L192 205L189 206ZM187 205L190 207L189 209L186 208ZM172 208H174V210ZM218 210H220V212ZM216 211H218V212H216ZM178 237H180V238H178Z\"/></svg>","mask_w":264,"mask_h":264},{"label":"bare ground","instance_id":"6f19581e","mask_svg":"<svg viewBox=\"0 0 264 264\" xmlns=\"http://www.w3.org/2000/svg\"><path fill=\"white\" fill-rule=\"evenodd\" d=\"M49 1H51L52 3L54 2V1H58V3L60 2V6L62 7V8H60V10H62L61 12H62V14H64L63 12H66L65 14H67V13H70L69 15H72V19H73V22H75V21H77L78 20V22H79V20H80V18H82V17H86L87 16V14H86V16H83V14L85 13V11H86V9L84 8V4L86 3L85 2V0H0V47H3L4 45H6V47H9L10 49H14L13 47L18 43V42H23L22 44H25V43H28V44H32L33 45V47L32 48H34L33 50H32V52L29 54H26L27 56H29V55H31V54H33L34 53V55L32 56V61L30 62V63H33V64H31L30 66H31V69H32V67L34 68V69H36V70H39V71H37V74L40 72V70H44V69H47V71L49 70H57L56 69V66L58 65V60L62 57V55H63V53H62V51H60L58 48H57V46H55V45H57L56 43H55V37H58L57 39H59V40H61V41H59V44L58 45H61L60 44V42H62V43H66V42H68V41H71V39H73V38H75V37H73L72 38V33L70 34V32H71V29H70V26L68 25V23L70 22H72V20L71 21H67L68 23H67V25H68V28L70 29V30H67V29H65L66 31H70V32H67L66 34H64V35H60L59 36V34L60 33H58V32H55V29H51V28H53V27H46V30L43 32V36L41 37V38H44L45 37V39L43 40V42L48 38L47 36H49V35H53V37H54V39L51 37V41L52 40H54V44H53V42L51 43L53 46H51V50L50 51H43V52H40V41H42V39L39 37V38H35L34 39V37L32 36V37H30L29 35H31V34H29V33H32V31L31 32H29L28 33V36L29 37H27V35H26V37H24V35L22 34L23 32H22V29L23 28H26V29H23V30H27V31H29L30 29L31 30H33V29H35L36 31H38V29H36L35 27H34V25L35 24H37V22H41L42 21V18H44V16H47L48 15V17L50 18L51 16H49V14L51 15V13L50 12H47V11H49V10H47V11H44V5H46ZM89 1V0H88ZM93 1V0H92ZM100 1V0H99ZM99 1H98V4H99ZM121 2V0H101L100 2V4L98 5L97 3V5H98V7H95V8H97V13L100 11V10H103V9H105V10H107L106 8H108V7H106V8H104L105 6L104 5H107V4H109V3H111L112 2V4H113V2H115V4H116V2ZM122 1H125L126 3L124 4V5H126L125 6V8H120L119 6H118V4H116L117 6H118V8H120L119 10H121V12H120V16H118V17H116L115 19H112V25H113V28H114V30H116L115 28H119L120 30H122L121 31V33H123V35L121 34V37H120V34H119V37H118V34H117V37L115 36L116 34H114V37H110L111 38V41H115V42H117L118 41V43H119V47H120V45H121V47H122V49L123 48H127V47H130V48H136L135 49V51H134V54H135V52H136V50L137 49H140L143 45L141 44V43H143V42H146V41H140L141 40V38L140 37H133L132 35H137V36H139L140 34V32L142 33V32H144V31H146L147 30V28H148V25H142V23L141 22H145V21H147V22H149V18L148 19H146V18H144V19H146V20H144V19H141V18H143V16H145L146 14H147V12L149 13L150 12V15L151 14H153V15H151V17H153L152 19H154V21L156 22V20H157V18H158V20H159V17H164L163 18V20H165L167 17L166 16H168V18L171 16L170 14L171 13H173V15H172V18L167 22V24H165V21H162L161 19L162 18H160V22H163L165 25H167L168 27L167 28H169V31H170V29H172L173 31L175 30H178V31H182L181 33H183V30L185 29L186 30V27L188 26V25H191V28H192V34H196V37H195V42H194V40L190 37V39H192V41L195 43L194 45L195 46H197V45H199V44H204V43H206L207 42V46H208V44H209V46H210V43H213V44H215V46L218 48H220V57L218 58L214 53V55L212 56V57H210V55H212L211 53H210V55H209V53H208V51H210L211 49H209L208 51H207V49L206 50H204V52H202L203 53V55L205 54V51H207V53H208V56H207V54H206V57H204L205 59H203V60H205V62L203 61V62H198V61H196V60H194L195 59V57H194V59L193 58H191L190 57V59H188V58H184L185 60H187V63H186V65H184V62L183 63H181L182 65H183V67H182V65L180 64V63H177V65H176V63L173 65V66H171V64L172 63H174V62H172L171 61V63H169V59H167L168 60V62L166 63L165 62V60H164V63H163V66H164V70H166L165 68H169V67H171L173 70H179L182 74L181 75H183L182 77H184V78H187V79H185V82H188L189 80L190 81H195L196 80V83H197V85L196 86H198V88L200 89H198L197 87V89H198V91H200V92H198V93H200V94H198V95H200V96H202V94H204V96L205 95H209V93H211L210 92V90L212 91V90H214V89H216V90H218L217 92H218V94L217 93H215L216 92V90H214L213 92L216 94H213V96H215V98H213V97H211V96H209V98L207 97L206 98V100H205V105L206 106H211L212 104H211V100L210 101H208V99H215V101L214 102H217V101H219L220 102V104H218L217 103V106L218 105H220L221 106V109L219 110V112H218V110H217V108H216V111H215V116H214V120L213 121H211V123L213 122V123H215V124H218L219 122L221 123V120H222V122H224L223 120H226L227 118V116L224 114V112L225 111H227V110H224V108L223 107H225V105L227 106V103H230V101L232 100V98L233 99H235L234 100V102L235 103H238L239 104V101L242 103L241 105L243 106V102L245 103L246 102V106H247V101H249L250 102V100H249V98L251 99V98H253V97H248L247 95H250V93H253V92H250V91H252L253 89H254V87L257 85V83L259 82V83H262V82H260V80H258V78H261V80H263L262 79V77H258L257 78V75L258 74H256V72H254L255 74V76H253L252 75V72L251 71H253L254 69L255 70H259V68H255V66L257 65V64H259V65H261V62H262V65H261V67L263 66V63H264V58H261L260 59V57H259V54H262V53H264L263 52V50L262 49H264V0H210V2H209V0L206 2L205 0V2L203 3V1L202 0H144V2H143V0H141V1H139L141 4H142V2L144 3V4H140V6H136V4L138 3L137 1L138 0H122ZM182 2V4H181V10H177L176 12H178V11H180V12H178L176 15H177V17H175L176 15H174V12H171L170 10V7L172 8V6L171 5H173L175 2ZM200 1H202V3L204 4V5H200L201 4V2ZM44 2H47L46 4L44 3ZM89 2H91V1H89ZM95 2H97V1H94V3ZM117 2V3H118ZM54 3H57V2H54ZM57 3V4H58ZM200 3V4H199ZM89 4V3H88ZM91 4V3H90ZM92 4H93V2H92ZM90 5V6H93V5ZM95 4V5H96ZM115 4H114V7H115ZM121 5L120 6H122V2L120 3ZM200 6H199V5ZM50 4H48V6H49ZM51 5H53V4H51ZM110 5L111 4H109V7H110ZM54 6V5H53ZM59 6V4H58V8L60 7ZM86 6V5H85ZM88 6V5H87ZM86 6V7H87ZM116 6V7H117ZM46 7V9L48 8L47 7V5L45 6ZM55 9H56V4H55ZM94 7H92V9L94 8ZM112 7H113V5H112ZM116 7L114 8V9H116ZM24 8H27L28 10H26L24 13H22L23 12V9ZM53 8V7H52ZM90 8V7H89ZM50 9V8H49ZM91 9V8H90ZM109 9V8H108ZM111 9V8H110ZM113 9V8H112ZM123 9H124V11H123ZM53 10H54V8H53ZM58 10V9H57ZM57 10H55V12L57 11ZM85 10V11H84ZM87 11H88V7H87ZM91 11V10H90ZM115 11V10H114ZM168 11H170V13L168 12ZM51 12H52V10H51ZM54 12V11H53ZM93 12V11H92ZM101 12V11H100ZM99 12V13H100ZM105 12H108V11H105ZM104 11H103V13H105ZM167 12H168V15H166L167 14ZM27 13V14H26ZM49 13V14H48ZM57 14L59 13L60 14V12H56ZM87 13V12H86ZM91 15H92V13L91 12H89ZM98 13V14H99ZM117 13H119V12H117ZM43 14H44V16H43ZM98 14H97V17H98ZM107 14V13H106ZM108 14H109V12H108ZM52 15H54L53 13H52ZM68 14H67V16H69ZM161 15H163V16H161ZM166 15V16H165ZM43 16V17H42ZM56 16V15H55ZM58 16V15H57ZM61 15H59L58 17H60ZM64 16V15H63ZM94 16V15H93ZM58 17H56V18H58ZM65 17H66V15H65ZM88 18L90 17L89 15L87 16ZM92 17V16H91ZM96 17V14H95V16L93 17V18H95ZM101 17H104L103 15H101ZM147 17H150L149 15L147 16ZM190 19V21H188V24H186L187 22H184L185 20L184 19ZM47 19V18H46ZM54 20H55V18H53ZM60 19V18H59ZM61 19H63V17L61 18ZM60 19V20H61ZM66 19V18H65ZM74 19H77V20H75L74 21ZM92 19V18H91ZM96 19V18H95ZM186 19V20H187ZM51 21H52V18L50 19ZM50 20H48V22L50 21ZM64 20V19H63ZM66 20H70V18L68 19H66ZM81 20H85L84 18L83 19H81ZM80 20V21H81ZM88 21H89V19H87ZM142 20V21H141ZM144 20V21H143ZM157 20V22L159 23V21ZM167 20V19H166ZM11 21V22H10ZM91 21H93V20H91ZM43 22H47V20H45V21H43ZM43 22H42V24H43ZM54 22V21H53ZM56 22H57V20H56ZM55 22V23H56ZM60 22V21H59ZM59 22L58 23H56V24H59ZM63 22V21H62ZM65 23L63 24V25H65L66 24V21H64ZM72 22V23H73ZM84 22H86V20L85 21H83V23ZM108 22H110V20L108 21ZM151 23H150V25L152 24V23H155V22H153V21H150ZM189 22L191 23V24H189ZM12 23V24H11ZM13 23H16L18 26H15V27H13ZM19 23V24H18ZM54 23V24H55ZM61 23V22H60ZM82 23V24H83ZM111 23V22H110ZM158 23H156V24H158ZM185 23V24H184ZM41 24V25H42ZM74 24V23H73ZM77 23H75V25H76ZM79 24V23H78ZM77 24V25H78ZM81 24V23H80ZM79 24V25H80ZM90 23H85L83 26H85V27H87L86 25H89ZM109 24V23H108ZM156 24H155V27H156ZM160 24V23H159ZM159 24H158V28L161 26H159ZM11 25H12V27H11ZM38 25H40L39 23H38ZM38 25H37V28H38ZM61 25H62V23H61ZM72 25V24H71ZM75 25H73V26H75ZM78 25V26H79ZM153 26V30L148 34L149 35V39H148V43L150 44V43H153V41H155L154 39L155 38H158V36L160 35L159 34V29L157 28L156 30H154L155 29V27H154V24H152ZM165 25H163V27H165ZM46 26V25H45ZM47 26H49V24L47 25ZM110 26V25H109ZM109 26H107V27H109ZM147 26V27H146ZM34 27V28H33ZM54 27H56V25L54 26ZM64 27V26H63ZM76 27V26H75ZM80 27V26H79ZM82 27V26H81ZM111 27V26H110ZM162 27V26H161ZM161 27H160V31H161ZM162 27V28H163ZM190 27V26H189ZM33 28V29H32ZM44 28V27H43ZM42 28V29H43ZM56 28H58V30H59V28H60V26L59 27H56ZM62 28V27H61ZM71 28H72V26H71ZM29 29V30H28ZM45 29V28H44ZM64 29H61V30H64ZM74 29V28H73ZM149 29H152L151 27L149 28ZM194 29H195V31H194ZM262 29H263V34H262ZM51 30H53V31H51ZM61 30H60V32H61ZM76 30V29H75ZM74 30V31H75ZM110 30V28L108 29V31ZM120 30L118 31V29L116 30L117 32H119L120 33ZM27 31H26V33H27ZM34 31V30H33ZM43 30H41V32H42ZM164 31H166V27H165V30ZM163 31V32H164ZM174 31V32H175ZM177 31V32H178ZM107 32V31H106ZM117 32H114V33H117ZM162 32V33H163ZM171 33H172V31H170ZM173 32V33H174ZM184 32H186V31H184ZM189 32V31H188ZM196 32V33H195ZM25 33V32H24ZM34 33V32H33ZM36 33V35H37V32H35ZM34 33V34H35ZM38 33H40V32H38ZM58 33V34H57ZM62 33H64L63 31L61 32V34ZM108 33V32H107ZM112 33V32H111ZM151 33H152V36H151ZM161 33V34H162ZM167 33H168V31H167ZM170 33V34H171ZM179 33V32H178ZM187 33V32H186ZM185 33V34H186ZM190 32L189 33H187V36H188V34H191ZM41 34V33H40ZM40 34H38L39 36H40ZM84 34V33H83ZM82 34V35H83ZM110 34V31H109V33H108V35ZM145 34V33H144ZM144 34H143V36H144ZM146 34H147V31H146ZM165 34H166V32H165ZM169 34V33H168ZM168 34H166L167 35V39L166 40H168L169 38H168ZM170 34H169V37H170ZM175 35L177 34L176 32L174 33ZM71 35V37H68V36H70ZM79 34H77V36H78ZM108 35H107V37H108ZM113 35V34H112ZM165 35V36H166ZM173 35V34H172ZM171 35V36H172ZM175 35H173V38H174V36ZM181 35V34H180ZM35 36V35H34ZM67 36V37H66ZM73 36H75V35H73ZM77 36H76V38H77ZM109 36H111V35H109ZM131 36V37H130ZM141 36V35H140ZM151 36V37H150ZM178 37H175L176 39L177 38H181L179 35H177ZM195 36V35H194ZM193 36V37H194ZM36 37V36H35ZM47 37V38H46ZM50 37V36H49ZM78 37H80L79 39L81 40L82 38H81V36H78ZM82 37H84V35L82 36ZM106 37V35H105V38H107ZM162 37H163V35H162ZM186 37V36H185ZM184 36H183V39L185 38ZM104 38V37H103ZM103 38H101V39H103ZM109 38V37H108ZM110 38H109V40H110ZM161 37L159 36V39H160ZM170 38H172V37H170ZM189 38V37H188ZM261 38V39H260ZM41 39V40H40ZM49 39V38H48ZM56 39V40H57ZM78 39V38H77ZM84 39V38H83ZM82 39V40H83ZM100 39V40H101ZM176 39H174V41L176 40ZM143 40H144V37H143ZM145 40H146V38H145ZM156 40H158V39H156ZM165 40V41H166ZM180 40V39H179ZM185 40H187V39H185ZM185 40H184V42H185ZM47 41V40H46ZM45 41V44L46 43H48V42H46ZM51 41H49V42H51ZM58 41V40H57ZM63 41H66V42H63ZM73 41V40H72ZM71 41V42H72ZM79 41V40H78ZM105 41V40H104ZM104 41H102V42H104ZM161 41V40H160ZM164 41V42H165ZM169 42L171 41V40H168ZM173 41V40H172ZM174 41H173V43H174ZM181 41H182V39H181ZM42 42V43H43ZM74 42V41H73ZM81 42H83V41H81ZM81 42H79V43H81ZM114 42V43H115ZM162 42V41H161ZM178 42V41H177ZM184 42H182V43H184ZM187 42V41H186ZM101 43V42H100ZM109 43V42H108ZM114 43H113V45H114ZM155 43V42H154ZM159 43V42H158ZM167 43L168 42H166V45H167ZM182 43H180V44H182ZM64 44H62L64 47H65V45L66 44H69V43H66L65 45ZM74 44H75V42H74ZM102 44V43H101ZM110 44H111V42H110ZM110 44H108V45H110ZM145 44H147V42L145 43ZM162 44V43H161ZM165 44V43H164ZM163 44V46H165ZM176 44V43H175ZM185 44V43H184ZM186 44H188L187 46H189V43H186ZM191 44V43H190ZM197 44V45H196ZM212 44V45H213ZM233 44H235L232 48H234L235 47V49H230V47L233 45ZM19 45H20V43H19ZM44 44H42V46H43ZM47 45V44H46ZM46 45H44L45 47H46ZM48 45H50V43L48 44ZM47 45V46H48ZM61 45V46H62ZM80 46H81V44H79ZM79 45H76V48L74 47V50L75 49H80V48H77ZM103 45V44H102ZM101 45V46H102ZM106 45H107V40H106V44H105V47L104 48H106L107 49V47H106ZM112 45V44H111ZM110 45V46H111ZM155 45V44H154ZM157 45V44H156ZM179 44H177V46H178ZM206 45V44H205ZM205 45H203L202 47L204 48V46ZM211 45V46H212ZM25 46H26V44H25ZM62 46V47H63ZM67 46V45H66ZM69 46H70V48L71 47H73V46H71V43L69 44ZM68 46V47H69ZM100 46V47H101ZM116 43H115V45H114V47H115V49H116ZM153 46V45H152ZM159 46H162V45H159ZM180 46H182V45H180ZM210 46V47H211ZM215 46H212L213 47V49L215 48ZM18 47V46H17ZM21 47H23V45H21ZM28 47V46H27ZM31 47V46H30ZM50 47V46H49ZM60 47V46H59ZM61 47V48H62ZM102 47V48H103ZM112 47V46H111ZM118 47V46H117ZM118 47V48H119ZM190 48H191V46H189ZM201 47V48H202ZM70 48H68V50H70ZM129 48V49H130ZM154 48H155V46H154ZM154 48H152V50L154 49ZM207 48V47H206ZM218 48V49H219ZM110 49V48H109ZM112 50H113V48H111ZM111 49H110V52H111ZM218 49H216L215 48V50H218ZM15 50V49H14ZM64 50V49H63ZM66 50V49H65ZM117 50V52L119 53V52H121V49H120V51H118V49H116ZM128 50V49H127ZM127 50H124L123 49V52H126ZM133 50V49H132ZM131 50V51H132ZM141 50V52L144 50V49H140ZM147 50V49H146ZM148 50H151V48L150 49H148ZM147 50V51H148ZM179 50H180V48H179ZM186 50L188 51V49L186 48ZM190 50V49H189ZM215 50H213V51H215ZM262 50V53H260V51ZM1 51V53H3V51L2 50H0ZM101 52H102V50H100ZM139 50H137V52H138ZM146 51V52H147ZM181 51H183V49L181 50ZM185 51V50H184ZM190 51H192V50H190ZM190 51H189V53H190ZM194 51V50H193ZM196 51V50H195ZM201 51V50H200ZM212 51V52H213ZM232 51H234V53L231 55L230 54V52H232ZM100 52V53H101ZM104 52V51H103ZM115 52V51H114ZM116 52V53H117ZM123 52H121V53H123ZM130 51H128V53H129ZM136 52V53H137ZM140 52V51H139ZM154 52H156V50L154 51ZM198 52V51H197ZM216 52V51H215ZM1 53H0V55H1ZM25 53V52H24ZM76 53H78L79 54V51H77L76 50ZM76 53L74 54V55H76ZM113 53V52H112ZM127 53V52H126ZM144 53V51L142 52V54ZM150 52H148L147 54H149ZM180 53V52H179ZM195 53V52H194ZM217 53V52H216ZM227 53H229L230 55H227ZM259 53V54H258ZM22 54H23V52H22ZM77 54V55H78ZM104 54V53H103ZM131 54H133V52H131ZM141 54V55H142ZM144 54H146V53H144ZM154 54V53H153ZM157 55H159L158 53H156ZM156 54L154 55V57L156 56ZM178 54V53H177ZM186 54V53H185ZM196 54V53H195ZM194 54V56H196L197 57V55H195ZM198 54V53H197ZM219 54V53H218ZM3 56H4V58H5V55H6V53H3L2 54ZM24 56V58H25V54H23ZM73 55V56H74ZM76 55V56H77ZM80 55V54H79ZM126 55H128V54H126ZM151 55V56H150ZM149 55V58H147L149 61H147L146 60V57H145V55H144V57H145V61H147V63H151L152 64V62L153 63H155V62H157V61H155L154 62V57H153V55L152 54H150ZM166 56H168V54H165ZM181 55V54H180ZM190 55V54H189ZM192 55V54H191ZM235 55V56H234ZM263 55V54H262ZM9 56V55H8ZM10 56H11V54H10ZM16 56H17V54H16ZM27 56H26V59L27 60H29L28 58H27ZM72 55H70V57H71ZM106 56V55H105ZM125 56V55H124ZM131 56H134V55H131ZM137 54L135 55V57L137 58ZM140 56V55H139ZM175 56H176V54H175ZM183 56H185L184 55V53H183ZM214 56H216L217 58H214ZM2 57V56H1ZM1 57H0V60H1ZM18 57V59L19 60H21L19 57H20V55L19 56H17ZM22 57V59L24 60V58ZM30 57V56H29ZM65 57V56H64ZM69 57V56H68ZM75 57V56H74ZM101 57H104V56H101ZM107 57H109V55L107 56ZM126 57V59H127V56H125ZM128 57H129V55H128ZM134 57V58H135ZM148 57V56H147ZM160 57H161V55H160ZM172 57V56H171ZM171 57H169L168 56V58H171ZM178 58H179V55L177 56ZM181 57V56H180ZM186 57H188V54H187V56ZM203 57V56H202ZM237 57H239V58H241V59H239V58H237ZM262 57H264V55L262 56ZM7 58H9L10 59V57H7ZM14 59V57L12 56L11 57V59ZM33 58H34V60H33ZM131 58V57H130ZM130 58H129V60H130ZM134 58H131L132 59V61H127V60H125V61H127V62H130L131 64H128V65H135V60H133ZM139 58V57H138ZM183 58V57H182ZM198 58V57H197ZM237 58V59H236ZM3 59V58H2ZM13 59H12V61H13ZM17 59V58H16ZM18 59L16 60V61H18ZM25 59V60H26ZM71 59V58H70ZM105 59V58H104ZM103 59V60H104ZM110 59V58H109ZM142 59V58H141ZM162 59V58H161ZM174 59V58H173ZM177 59V58H176ZM175 59V61H177ZM239 59V61H243L244 62V64L245 65H242V63L241 62H239V61H237V63L239 62V63H241L240 65H242V67L241 68H243V70L245 71V72H247L246 71V69H249V68H251V71H248L247 73H250L251 72V80H252V78L253 77H255V84L254 83H251L250 82V80H249V78H247L246 76H248V74L246 75V73H244V72H242L243 74H241L240 72H237L236 70H234V65H236L235 64V60H238ZM4 60V59H3ZM3 60H2V62H3ZM72 62L71 63H73L74 62V59H73V57H72ZM76 60V59H75ZM122 60V59H121ZM120 60V61H121ZM156 60V59H155ZM170 60H172V59H170ZM185 60H183V61H185ZM9 61L10 60H8L7 59V62L9 63ZM12 61H10V62H12ZM65 61V60H64ZM66 61H68L67 59H66ZM114 61V60H113ZM117 62L119 61V59H117L116 60ZM116 61L114 62V65H115V63H116ZM140 61V60H139ZM139 61H138V63H139ZM144 61V60H143ZM158 61H161L160 59L158 60ZM179 61V60H178ZM177 61V62H178ZM6 62V61H5ZM6 62V63H7ZM14 62V61H13ZM13 62L11 63V66L13 65ZM21 62V61H20ZM75 62H78V61H75ZM108 62H109V60H108ZM111 62V61H110ZM141 62V61H140ZM5 63V64H6ZM18 63H19V61H18ZM23 62H21V64H22ZM25 63V62H24ZM27 63V62H26ZM69 63H70V61H68V65H69ZM70 63V64H71ZM105 63H106V59H105ZM113 63V62H112ZM120 63H122V62H120ZM137 63V64H138ZM146 63V64H147ZM162 63V62H161ZM1 64H3L4 65V62L3 63H1ZM16 64V66H17V62L15 63ZM14 64V65H15ZM29 64V63H28ZM60 64H62V61L60 62ZM66 64V63H65ZM106 64H108V63H106ZM110 64V63H109ZM109 64H108V66H109ZM148 64V65H149ZM179 64L181 65V69H180V67H178L179 66ZM3 65H1V66H3ZM72 65V64H71ZM76 66H77V64H75ZM112 65V64H111ZM121 66H122V69L123 70H125L124 68L125 67H127V65L125 64H123L124 65V67H123V65L122 64H120ZM119 65V67H121ZM154 65V64H153ZM175 65H176V67H175ZM247 65H248V67H247ZM250 65H253L252 67H250ZM0 66V75H2L3 77H4V80H6L7 81V83L8 82H13V84H15V83H17V79H19V78H21L22 79V77L24 76V78L26 79V76H25V73L27 72L26 70H27V68H25V67H21L18 71H17V73H15V75H11V72L12 71H10V65H5V66H3V67H1ZM21 66V65H20ZM23 66V65H22ZM25 66V65H24ZM26 66H28V65H26ZM64 66V65H63ZM70 66V65H69ZM76 66H74V68L76 67ZM116 67H117V63H116V65H115ZM114 66V67H115ZM131 66V67H132ZM138 66L139 65H137V68H138ZM150 66H152V65H150ZM161 66V65H160ZM163 66H162V69H163ZM237 66V65H236ZM58 67H59V65H58ZM73 67V66H72ZM78 67V66H77ZM112 66H110V68H111ZM114 67H112L111 69H113L112 71H110V73H109V77H110V74H112V73H114ZM130 67V68H131ZM135 67H136V65L134 66V69H135ZM155 67H156V64H155ZM157 67H159V64H158V66ZM156 67V68H157ZM239 67V68H240ZM79 68V67H78ZM145 68V67H144ZM150 67H147V69H149ZM152 68V67H151ZM154 68V67H153ZM156 68H155V70H156ZM177 68V69H176ZM264 68V67H263ZM262 68V69H263ZM28 69H30L29 68V66H28ZM33 69V70H34ZM68 69H70V68H68ZM76 69V68H75ZM119 71H120V69L119 68H117ZM117 69H115V70H117ZM122 69H121V71H120V73L122 72L123 73V71H122ZM128 69H129V67H128ZM146 69V70H147ZM158 69H161V68H158ZM171 69V70H172ZM253 69V70H252ZM17 69H15V71H16ZM33 70H31V71H33ZM71 70H72V68H71ZM71 70L69 71V72H71ZM77 70V69H76ZM127 70V69H126ZM129 70H131V72L133 71L132 69H129ZM140 70V69H139ZM142 70H143V68H142ZM142 70H141V72H142ZM145 70V69H144ZM145 70V71H146ZM151 70H153V69H150V71ZM163 70V71H164ZM242 70V69H241ZM242 70V71H243ZM261 70V69H260ZM264 70V69H263ZM30 70H29V72H31ZM35 71V70H34ZM46 70H44V72H45ZM48 71V72H49ZM58 71V70H57ZM56 71V72H57ZM65 71H66V69H65ZM73 71H75V70H73ZM73 71L71 72L72 73V75H73ZM78 71V70H77ZM77 71H75V72H77ZM118 71V72H119ZM148 72H149V70H147ZM158 71V70H157ZM44 72H42V73H44ZM50 72H52V71H50ZM54 72V71H53ZM52 72V73H53ZM112 72V73H111ZM130 72V73H131ZM134 72L135 71H133L132 72V75L134 74ZM140 72V71H139ZM147 72V73H148ZM159 72H160V70H159ZM166 72H167V70H166ZM169 72H170V69H169ZM180 72H176V74L177 73H180ZM235 72H237V73H240V74H236ZM13 73H14V70H13ZM32 73V72H31ZM30 73V74H31ZM36 73V72H35ZM34 73V74H35ZM41 73V72H40ZM58 73H60L61 74V71H59ZM58 73H55L56 74V76H58L57 74ZM62 73H63V71H62ZM125 73V72H124ZM127 73H128V70H127ZM127 73H125L123 76H125L124 78H133L134 79V76H136V73H135V75L134 76H132L131 77V75H130V77L128 76V74ZM168 73V72H167ZM173 73V72H172ZM259 73V72H258ZM261 73V72H260ZM262 73H264V72H262ZM262 73L260 74V76H262ZM29 74V75H30ZM33 73H32V75H34ZM36 74V75H37ZM46 74V76H47V72L45 73ZM55 74H51V76L52 75H55ZM70 74V73H69ZM137 74H139L138 73V71H137ZM142 74H144V71H143V73H141V75H139V76H142ZM150 74V73H149ZM161 74H163L162 72H161ZM171 74V73H170ZM170 74H169V76H170ZM175 74V73H174ZM173 74V75H174ZM175 74V75H176ZM245 74V75H244ZM27 75V74H26ZM49 75H50V73H49ZM61 75H63V74H61ZM71 75V76H72ZM74 75L76 76V73H74ZM115 75H118V73H116V71H115ZM126 75L128 76V77H126ZM147 75V74H146ZM164 75H166V73L164 74ZM163 75V76H164ZM180 75V76H181ZM28 76V75H27ZM39 76H40V74H39ZM39 76H34V78L33 79H36L37 78V81H38V79H40L39 78ZM42 76V75H41ZM40 76V77H41ZM44 76V75H43ZM45 76V77H46ZM50 76V77H51ZM64 76V75H63ZM62 76V77H63ZM112 76H114V75H111V77ZM148 76V75H147ZM163 76H161L162 78H163ZM168 76V75H167ZM264 76V75H263ZM1 77V76H0ZM2 77V78H3ZM30 78L32 77L31 75L29 76ZM28 77V78H29ZM36 77V78H35ZM54 77V76H53ZM52 77V78H53ZM65 77V76H64ZM74 77V76H73ZM138 77V76H137ZM150 77H151V75H150ZM160 77V78H161ZM179 77V76H178ZM177 77V79L180 81V78H182V77H180V78H178ZM246 77V78H245ZM44 78V77H43ZM46 78H48V77H46ZM55 78V77H54ZM53 78V79H54ZM57 78H60L59 76L57 77ZM70 78V77H69ZM114 78H116V77H114ZM117 78H119V77H117ZM116 78V79H117ZM139 78H141V77H139ZM142 78H143V76H142ZM170 78V77H169ZM33 79H28V80H26L25 81V84L24 85H22V86H24V88H22V86H21V88H19L18 89V83H17V85H14L15 87H17V90L15 91L14 90V96H15V94H17L18 93V95L20 94L21 95V91H25V89L26 90H28V89H30L32 86H34L33 88H36L35 86H36V84L37 85H39V87H37V88H39L40 89V91L42 90L43 91V89H45V90H47L48 89V84L46 85L45 84V82L41 79L40 80V84H38L37 83V81H35L34 82V80ZM53 79H51L52 81H53ZM61 79V78H60ZM64 79V78H63ZM67 79V78H66ZM115 79V80H116ZM120 79V78H119ZM136 79V78H135ZM138 79V78H137ZM165 79V78H164ZM167 79V78H166ZM166 79H165V81H166ZM175 79H176V76H175ZM175 79H173V80H175ZM189 79V80H188ZM227 79H228V81H230V83L228 84V82H227ZM246 79V80H245ZM1 80H3V79H1ZM14 80L16 81V82H14ZM57 80V79H56ZM59 80V79H58ZM89 80V79H88ZM91 80V79H90ZM111 80V78L109 79V81ZM148 80V79H147ZM150 80V79H149ZM159 81L160 80H162V79H158ZM157 80V82L158 83H156V82H154V80H153V82H154V84L156 83V84H158V86H159V84L161 85L162 83H159V81ZM172 80V79H171ZM170 80V81H171ZM182 80H183V78H182ZM181 80V81H182ZM187 80V81H186ZM238 80V81H237ZM241 80H245V81H241ZM20 81V80H19ZM21 81H23V80H21ZM51 81V82H52ZM55 81V80H54ZM74 81V80H73ZM82 81V80H81ZM86 80H84V81H82V83L83 82H85ZM92 81V80H91ZM90 81V82H91ZM117 81V83H118V81L119 80H116ZM125 81H128V80H125ZM136 81V80H135ZM134 81V82H135ZM137 81H139V82H141L142 81V79L141 80H137ZM136 81V82H137ZM143 81H144V79H143ZM142 81V82H143ZM164 81V80H163ZM169 81V80H168ZM169 81V82H170ZM180 81V82H181ZM231 81H234L233 82V84L231 85ZM253 81V80H252ZM24 82V81H23ZM33 82H34V84H33ZM39 82V81H38ZM42 82V83H41ZM47 82V81H46ZM56 82V81H55ZM59 82V81H58ZM62 82H65V80L63 81L62 80ZM62 82H61V84H62ZM87 82H89V81H87ZM86 82V84H88ZM133 82V83H134ZM144 82H147V81H144ZM151 82V81H150ZM161 82V81H160ZM1 83V82H0ZM9 83V84H10ZM52 83H54V82H52ZM52 83L49 85V86H51L52 85ZM57 83V82H56ZM56 83H54V85L56 84ZM75 83V82H74ZM111 83H113V80H112V82ZM121 83V82H120ZM120 83H119V87H120ZM122 83H124V82H122ZM122 83H121V85H122ZM164 83H168L167 81L166 82H164ZM175 83V82H174ZM183 83V82H182ZM181 83V84H182ZM12 84V83H11ZM10 84V85H11ZM61 84H57L58 86H60ZM76 84V83H75ZM78 84H80L81 85V83H80V81L78 82ZM83 84H85V83H83ZM83 84L81 85V86H83ZM110 84V83H109ZM108 84V85H109ZM114 84H115V82H114ZM132 84V83H131ZM140 85H142V84H144V83H139ZM152 85V86H154V87H156V84L155 85ZM171 84H173V83H171ZM185 85L186 84H188V83H184ZM189 84H191L190 82H189ZM189 84L187 85V86H189ZM0 85H3V83L2 84H0ZM4 85H5V83H4ZM71 85V84H70ZM72 85H73V82H72ZM126 85H128L127 83H126ZM136 84L134 83V85L133 86H135ZM145 85V84H144ZM163 85V84H162ZM167 85V84H166ZM165 85V86H166ZM176 85V84H175ZM180 85V84H179ZM178 85V86H179ZM191 85H194V83L193 84H191ZM190 85V86H191ZM194 85V86H195ZM255 85V86H254ZM12 86V85H11ZM92 86V84H90V86H88V87H91ZM110 86V85H109ZM113 86H115V85H113ZM130 86V85H129ZM132 86V85H131ZM131 86L129 87V88H131ZM170 86V85H169ZM169 86H166V87H169ZM174 86V85H173ZM181 86V85H180ZM188 87V88H190V89H192L193 87ZM258 86H259V89H260V84H258ZM4 87H6V86H4ZM3 87V88H4ZM7 87H9V86H7ZM20 87V86H19ZM64 87V86H63ZM66 87V86H65ZM69 87V86H68ZM108 87V86H107ZM111 87H112V85H111ZM136 87H138L137 85H136ZM139 87H142V86H139ZM138 87V88H139ZM161 87V86H160ZM159 87V88H160ZM171 87V86H170ZM174 87H176V86H174ZM262 87H263V85L261 86V89H262ZM2 88V87H1ZM12 89H13V87H11ZM9 89V91L10 90H12V89ZM36 88V89H37ZM58 88V87H57ZM60 89H61V87H59ZM72 88V87H71ZM74 88H75V86H74ZM76 88H77V86H76ZM86 89V85H85V87L83 86V89ZM159 88H158V90H159ZM164 88V87H163ZM179 88V87H178ZM178 88H177V90H178ZM256 88V87H255ZM7 89V88H6ZM35 89V90H36ZM53 89H54V86H53ZM63 89V88H62ZM83 89H81V90H83ZM84 89V90H85ZM108 89H110V88H108ZM114 89V88H113ZM123 89V87H121V89H120V91H118V92H120V93H122L121 91H123V93H124V91L126 92L127 91V88H126V90L124 89V90H122ZM141 89H143V88H140L139 90L141 91ZM161 89V88H160ZM174 89V88H173ZM173 89H171V90H173ZM187 89V88H186ZM196 89V90H197ZM257 90H258V88H256ZM3 90V89H2ZM5 90V89H4ZM32 90H34V89H32ZM32 90H30V91H32ZM55 90H56V87H55ZM59 90V89H58ZM64 90V89H63ZM65 90H68V88L67 89H65ZM64 90V91H65ZM72 90H74L73 92H75V89H72ZM84 90L82 91V94H83V92H84ZM115 90V89H114ZM117 90H119V89H117ZM116 90V91H117ZM129 90V89H128ZM156 90V89H155ZM156 91V93L157 92H159V91ZM175 90V89H174ZM173 90V91H174ZM187 90H189V89H187ZM264 90V89H263ZM1 91V90H0ZM29 91V90H28ZM27 91V92H28ZM40 91L38 92V91H36V92H38L36 95H38L39 93H40ZM41 91V92H42ZM48 91H50V90H48ZM54 91V90H53ZM60 92L62 91V90H59ZM63 91V92H64ZM78 91V90H77ZM77 91H76V94L74 93L73 95L75 96V95H77ZM107 91V90H106ZM106 91H104V92H106ZM111 91V90H110ZM109 90L107 91V93L108 92H110ZM130 91V94H132V92H133V89H132V92H131V90H129ZM128 91V92H129ZM165 91V90H164ZM166 91H167V89H166ZM173 91H171V93L173 92ZM254 91H255V89H254ZM260 90H258V92H259ZM10 92H12V91H10ZM21 92V93H20ZM33 92H35V91H33ZM29 93V96H30V94H32L31 96H32V98L30 99V100H32L33 99V95L35 96V94L34 93ZM45 93H46V91H44ZM58 91L56 90V93H57ZM60 92L58 93V94H60ZM72 92V91H71ZM103 92V93H104ZM137 92H139L138 90H137ZM153 92V91H152ZM155 92V91H154ZM177 92V91H176ZM191 92V91H190ZM197 92L195 91V93L197 94ZM256 92V91H255ZM261 92H263L262 90H261ZM4 93V92H3ZM48 93H52V92H48ZM55 93V92H54ZM54 93H53V95H54ZM92 93V92H91ZM91 93H90V95H91ZM122 93V94H123ZM133 93H136L135 91L133 92ZM156 93H155V95H156ZM162 92L160 91V94H161ZM163 93H165V92H163ZM166 93H168V91L166 92ZM194 93V94H195ZM6 94V93H5ZM7 94H9V92L7 93ZM12 95H13V93H11ZM65 94V93H64ZM63 93H61V95L63 96L64 95ZM66 94H69V93H67L66 92ZM66 94H65V96H66ZM87 94V93H86ZM88 94H89V92H88ZM93 94V93H92ZM119 94V93H118ZM126 94H127V92H126ZM139 94H141V93H139ZM138 94V95H139ZM174 94V93H173ZM195 94V95H196ZM212 94V93H211ZM210 94V95H211ZM253 94H255V93H253ZM1 96H0V99L2 100V98H3V94H0ZM23 95V94H22ZM22 95H21V97H22ZM28 95V94H27ZM46 95V94H45ZM48 95V97H51L52 98V96L51 95H49V94H47ZM47 95L45 96V97H47ZM55 95H57V94H55ZM54 95V96H55ZM103 95V97L105 96L106 97V95H109V94H106L105 93V95L104 94H102ZM101 95V96H102ZM137 95V94H136ZM167 95V94H166ZM171 95V94H170ZM252 95V94H251ZM263 95V94H262ZM262 95H260V97H258V96H256V95H254V96H256L255 97V99H253L252 101V104H253V106H250V104H251V102L249 103L248 102V105L250 106V109H254L255 107H257L256 105H259L260 104V102H262L261 101V96ZM23 96H26V94H24ZM30 96V97H31ZM72 96V95H71ZM85 96V95H84ZM111 96V95H110ZM121 96V95H120ZM133 96H134V94H133ZM168 97H169V95H167ZM197 96V95H196ZM264 96V95H263ZM262 96V97H263ZM6 96H4V98L3 99H6L5 98ZM10 97H12L11 95H10ZM20 97V98H21ZM45 97H42V96H39V99H38V96L36 97L37 98V100H35V101H40L39 103L41 104L42 102H44L43 100H40V98H45ZM59 97H61L60 95H59ZM58 97V95H57V97L56 98H59ZM67 97V96H66ZM73 97V96H72ZM72 97H70V98H72ZM79 97V96H78ZM112 98H113V96H111ZM116 97V96H115ZM117 97H119V95L117 96ZM121 97H123V98H125V94H124V96H121ZM135 97V96H134ZM137 97V96H136ZM135 97V98H136ZM160 97H161V95H160ZM164 97V96H163ZM172 97H173V95H172ZM171 97V98H172ZM192 97V96H191ZM199 97V96H198ZM198 97H196V98H198ZM247 97H248V99H247ZM13 98V100L15 99V97H12ZM18 98V97H17ZM35 98V99H36ZM75 98V97H74ZM80 98V97H79ZM78 98V99H79ZM102 98V97H101ZM100 98V99H101ZM108 98H110V97H108ZM111 98V99H112ZM120 98V97H119ZM126 98L128 99V96H126ZM132 98L133 97H131L130 99H131V101H133L132 100ZM167 97H165V99H166ZM194 98V97H193ZM247 99V101L246 100H244V99ZM9 100H10V98H8ZM19 99V98H18ZM53 99H55V98H53ZM65 99V98H64ZM77 99V98H76ZM111 99H109V101H111ZM127 99H125V100H127ZM155 99H158V98H155ZM168 99V98H167ZM166 99V100H167ZM200 99H205V98H203V97H201ZM1 100H0V102H1ZM12 100V99H11ZM10 100V101H11ZM26 100H27V98H26ZM25 100V101H26ZM29 100V99H28ZM34 100V99H33ZM47 100H48V98H47ZM59 100H60V98H59ZM62 100V99H61ZM60 100V102L63 104V103H65V101H61ZM103 100V99H102ZM106 100H108L107 98H106ZM119 101L121 100V99H118ZM118 100H116V101H118ZM122 100H124V99H122ZM125 100H124V103H125ZM139 100H140V98H139ZM159 100H160V98H159ZM169 100H170V98H169ZM194 100H197V99H193V101ZM244 100V101H243ZM4 101V100H3ZM5 101H7V100H5ZM16 101V100H15ZM25 101H23V103H26ZM42 101V102H41ZM50 101V100H49ZM49 101H47V102H49ZM68 101V100H67ZM66 101V102H67ZM70 101V100H69ZM68 101V102H69ZM74 100L72 99V102H73ZM76 101V100H75ZM74 101V102H75ZM109 101H107V103L109 102ZM129 103H130V101L129 100H127ZM141 101V100H140ZM139 101V102H140ZM164 101V100H163ZM192 101V100H191ZM198 101V100H197ZM202 101V100H201ZM201 101L199 102L198 101V104H196V102H195V104L198 106L199 105V103H201ZM237 101V102H236ZM7 102H9V101H7ZM12 102H14V101H12ZM12 102L10 103V104H12ZM32 101H30V103H31ZM45 102H46V100H45ZM53 102H55V101H53ZM52 102V103H53ZM56 102H57V100H56ZM71 102V101H70ZM73 102V103H74ZM115 102V101H114ZM136 102H137V100H136ZM162 102V101H161ZM160 101H159V103H161ZM194 102H191L192 103V105L193 106H195L194 105ZM203 102V101H202ZM263 102H264V100H263ZM262 102V103H263ZM17 103V101L15 102V104ZM19 103V102H18ZM51 103V102H50ZM50 103H48V105L50 104ZM51 103V104H52ZM59 103V102H58ZM57 103V104H58ZM76 103V102H75ZM113 103V102H112ZM118 103H121V102H118ZM164 103H165V101H164ZM234 103V104H235ZM262 103H261V108H263V105H264V103H263V105H262ZM2 104H3V102H2ZM0 104L1 106L0 107H6V102H5V104ZM8 104V103H7ZM20 104H22V102L20 103ZM27 104L28 105H31V104H29V102L27 101ZM36 104H38L37 102H36ZM43 104V103H42ZM41 104V105H42ZM47 104V103H46ZM54 104V103H53ZM51 105L52 107H54V105ZM67 104V103H66ZM66 104L64 105V106H66ZM70 103H68V105H69ZM109 104H111V102H109ZM126 104V103H125ZM136 104V103H135ZM140 104V103H139ZM139 104H138V106H139ZM162 104V103H161ZM167 104V103H166ZM185 104V103H184ZM184 104H183V106H184ZM203 104V103H202ZM231 104L233 105V102H231ZM230 104V105H231ZM251 104V105H252ZM18 106H20L19 104H17ZM16 105V106H17ZM24 105V104H23ZM27 105V106H28ZM35 105V104H34ZM55 105H56V103H55ZM74 105V104H73ZM114 105V104H113ZM127 105H132L131 103L130 104H128L127 103ZM137 105V104H136ZM162 105H164V104H162ZM162 105H161V107H162ZM186 105V104H185ZM236 105V104H235ZM240 105V104H239ZM18 106H17V108H18ZM27 106H26V109H27ZM33 106V105H32ZM36 106V105H35ZM37 106H39V104L37 105ZM37 106L35 107L36 109H37ZM50 106V105H49ZM59 106H61V105H59ZM94 106H95V104H94ZM111 106H112V104H111ZM133 106V105H132ZM165 106H167V105H165ZM164 106V107H165ZM214 106V105H213ZM236 106H238V105H236ZM242 106H238L237 108L239 109V107L240 108H246L245 107V104H244V106L242 107ZM4 107V108H5ZM8 107V106H7ZM11 107V106H10ZM14 106H12L11 107V109H14L13 108ZM24 107H25V105H24ZM73 107V106H72ZM96 107V106H95ZM116 107V106H115ZM121 107V106H120ZM127 107V106H126ZM131 107V106H130ZM129 107V108H130ZM134 107V106H133ZM164 107H163V109H164ZM199 107H201V106H199ZM204 107V106H203ZM233 107V106H232ZM235 107V106H234ZM248 107V106H247ZM252 107V108H251ZM259 107H260V105H259ZM259 107H257L258 108V110H259ZM34 108V109H35ZM38 108H40V110L41 109H43V108H45L44 106L42 107H38ZM117 108V107H116ZM135 108V110L136 111H138L136 108V106L134 107ZM133 108V109H134ZM159 108H160V106H159ZM212 108V107H211ZM214 108V107H213ZM212 108V109H213ZM228 108V107H227ZM236 108V107H235ZM234 108V109H235ZM257 108H256V110H257ZM260 108V109H261ZM11 109H8V111L9 110H11ZM25 109V108H24ZM33 109V108H32ZM35 109V110H36ZM49 110V109H51V110H54L55 111V109H56V107H54V108H45V110ZM63 109V108H62ZM62 109H60V110H62ZM93 109V108H92ZM91 109V110H92ZM118 109H120V108H118ZM118 109H116V110H118ZM123 109H124V107H123ZM127 109V108H126ZM162 109V108H161ZM160 109V110H161ZM196 109H198V108H196ZM248 109V111L250 112L251 110H249V108H247ZM4 111H5V109H3ZM14 110H16V109H14ZM22 111V109H21V107L19 108V111ZM28 110H29V108H28ZM39 109L37 110V111H40ZM44 110V109H43ZM51 110H50V114L52 115L53 113H51ZM57 110H58V107H57ZM60 110H58L59 112H60ZM125 110V109H124ZM128 110V109H127ZM131 110H132V108H131ZM198 110H200L201 111V109H198ZM240 110V109H239ZM245 113H243L242 114V112L240 113V114H242V115H244V114H246V112H247V110L245 111L244 109H242ZM255 109H254V111H256ZM263 110V109H262ZM1 111V110H0ZM19 111H15L16 113H17V116H19L20 114L19 113H21V115H22V113L23 112H19ZM24 112H25V110H23ZM33 112H34V110H32ZM53 111V112H54ZM108 111V110H107ZM119 111V110H118ZM121 111V110H120ZM126 111V110H125ZM136 111H134V112H136ZM210 111H211V109H210ZM235 111V110H234ZM236 111H238L237 109H236ZM254 111H251V112H254ZM11 112V111H10ZM19 112V113H18ZM30 111H27V113L28 114H31V113H29ZM42 111H40V113H41ZM46 112V111H45ZM104 112H106V111H104ZM104 112H102V113H104ZM131 113V114H133V116L135 115V113ZM160 112V111H159ZM198 112V111H197ZM230 112H231V110H230ZM249 112H247V114H249ZM2 113H4V112H2ZM15 113V114H16ZM35 113H36V111H35ZM56 113H57V111H56ZM94 113H96V110H95V112ZM109 113V112H108ZM111 113H113V112H111ZM116 113H117V111H116ZM119 113V112H118ZM128 113H129V110H128ZM126 114V116L127 115H129V114ZM195 113L196 112H194V115H195ZM237 113V112H236ZM239 113V112H238ZM237 113V114H238ZM259 113V112H258ZM256 114V115H254L258 120H259V118L258 117H260V119L263 117V116H258L259 114L261 115V114H263L262 112L261 113H259V114ZM11 114H12V117L14 116V112L12 113L11 112ZM11 114L9 115V118L11 117ZM19 114V115H18ZM33 114V113H32ZM31 114V115H32ZM43 114H45L44 112H43ZM50 114H48V115H50ZM60 113H58L57 114V116L59 115ZM76 113L74 112V114H73V116L75 115ZM100 114V113H99ZM98 114V115H99ZM104 114H106V113H104ZM123 114H125V113H122V114H120V115H123ZM137 114V113H136ZM192 114V113H191ZM199 114H200V112H199ZM202 114H204L203 112H202ZM201 114V115H202ZM235 114V113H234ZM246 114V115H247ZM20 115V116H21ZM27 115V114H26ZM30 115V116H31ZM35 115H37V114H35ZM46 115H47V113H46ZM47 115V116H48ZM61 115V114H60ZM90 115V114H89ZM93 115V114H92ZM92 115H90V116H92ZM101 115V114H100ZM111 115V114H110ZM193 115V116H194ZM200 115V117L202 118V116ZM206 114H204V116H205ZM214 115V114H213ZM230 115V114H229ZM236 115V114H235ZM19 116V117H20ZM23 116L24 117H26L24 114H23ZM41 116H42V114H41ZM44 116V115H43ZM43 116L41 117V118H43ZM46 116V117H47ZM53 116H54V114H53ZM52 116V117H53ZM56 116V117H57ZM90 116H88V118L90 117ZM105 116V115H104ZM108 116V115H107ZM106 116V117H107ZM113 116H114V113H113ZM131 116V115H130ZM204 116H203V118H204ZM224 116H226V117H224ZM238 116V115H237ZM237 116H236V118H237ZM248 116V115H247ZM258 116V117H257ZM11 117V118H12ZM59 117H61V116H59ZM70 118L72 117V116H69ZM102 117H103V114H102ZM118 117V114H116V118ZM134 117H136V116H134ZM195 117H197V118H199L198 117V114H197V116H194L193 118H195ZM213 117V116H212ZM231 117V116H230ZM232 117H233V115H232ZM244 117V116H243ZM242 116L240 117V118H243ZM248 117H250V116H248ZM251 117H253V116H251ZM250 117V119H252ZM21 118H22V116H21ZM28 118V117H27ZM37 118H40V116L38 117L37 116ZM45 118V117H44ZM51 118V117H50ZM54 118V117H53ZM58 118V117H57ZM64 119H65V117H63ZM62 118V119H63ZM68 118V117H67ZM70 118H68V119H70ZM74 118V117H73ZM93 118V117H92ZM121 117H119L118 119H120ZM192 118V115H190V119ZM202 118V119H203ZM207 118V117H206ZM226 118V119H225ZM228 118H229V116H228ZM238 118H239V116H238ZM240 118L239 119H237V121L238 120H240ZM8 119V118H7ZM17 119H20V118H18V117H16V120ZM32 119V118H31ZM47 119V118H46ZM63 119V120H64ZM75 119V118H74ZM90 119V118H89ZM106 119V118H105ZM115 119V118H114ZM114 119H113V122L111 123L110 122V124L112 125V124H115V121H114ZM126 119V118H125ZM125 119H123L124 121H125ZM128 119V118H127ZM126 119V120H127ZM130 119V118H129ZM200 119V118H199ZM213 119V118H212ZM234 119V118H233ZM243 119H245V118H243ZM247 119V118H246ZM255 119V118H254ZM254 119H252V120H254ZM256 119V120H257ZM264 119V118H263ZM11 120V119H10ZM21 120V119H20ZM24 120H26V119H24ZM39 120V122H41L40 121V119H38ZM37 120V121H38ZM49 120H50V122H49ZM48 120V122L51 124V122H54L55 120H53V119H49ZM52 120V121H51ZM59 120H60V118L59 119H57L56 121H58V123H59ZM62 120V121H63ZM65 120H67V119H65ZM73 120V119H72ZM71 120V121H72ZM88 120V119H87ZM91 120V119H90ZM89 120V121H90ZM112 120V119H111ZM117 120V119H116ZM132 120H134L133 118H132ZM206 120V119H205ZM208 120H209V117H208ZM208 120H207V123H208ZM211 120V119H210ZM228 120H230V119H228ZM228 120H226V121H228ZM234 120H236V119H234ZM233 120V121H234ZM4 121V120H3ZM5 121H6V124L8 123L9 124V121L8 120H6L5 119ZM8 121V122H7ZM12 121L13 122H15V118H13L12 119ZM11 121V122H12ZM18 121V120H17ZM16 121V123L18 124V122ZM28 121H29V119H28ZM62 121H60V122H62ZM123 121V122H124ZM128 121V120H127ZM194 121H196L197 123H198V121L197 120H195L194 119ZM200 121H202V120H200ZM226 121H225V123H226ZM230 121H232V118H231V120ZM244 121V120H243ZM243 121H241V122H243ZM248 121V120H247ZM250 121V120H249ZM255 121V120H254ZM254 121L253 122H251L250 121V126H253V124H251V123H254ZM262 120H259V122H261ZM11 122H10V125L11 126H13V125H15V124H11ZM12 122V123H13ZM21 122L23 123V121L21 120ZM25 122V121H24ZM64 122V121H63ZM73 122H74V120H73ZM117 123H119L118 122V120L116 121ZM122 122V123H123ZM129 122H132V121H129ZM134 122H135V120H134ZM204 122V121H203ZM203 122L201 123V124H203ZM206 122V121H205ZM229 122V121H228ZM240 121H239V123H236L235 122V124H240L241 123ZM245 122V123H244ZM243 123L246 125L247 124V122L246 121H244ZM258 122V121H257ZM68 123L69 122H67V125H68ZM71 123V122H70ZM86 123H88V122H86ZM89 123H92V121H90ZM88 123V124H89ZM109 123V122H108ZM206 123V124H207ZM212 123V124H213ZM219 123V124H220ZM256 123V122H255ZM255 123H254V126H255ZM264 123V122H263ZM0 124L2 125V122H0ZM36 124H38V122L36 123ZM43 124H45L46 125V121H45V123L43 122ZM50 124H48V125H50ZM60 124V123H59ZM58 124V125H59ZM61 124H63V123H61ZM121 124V123H120ZM129 124H131V123H129ZM196 124V123H195ZM194 124V125H195ZM200 124V123H199ZM205 124V125H206ZM215 124H213V125H215ZM218 124V125H219ZM227 124V123H226ZM229 124H233V123H228L227 125H229ZM257 124V123H256ZM1 125H0V127H1ZM3 125H5L4 124V122H3ZM9 125V126H10ZM18 125H21L20 123L18 124ZM17 125V126H18ZM28 124H27V122H26V126H27ZM34 125H35V123H34ZM33 125V126H34ZM45 125H44V128H45ZM48 125H46L47 127H48ZM57 125V124H56ZM55 125V126H56ZM57 125V126H58ZM67 125H63L64 126V130H62V128H63V126H62V128L60 127V129L62 130V131H66L67 133L69 132L70 133V131L68 130H66V129H68L69 128V126H67ZM87 125V124H86ZM109 125V124H108ZM132 125L133 124H131V129H132ZM134 125H135V123H134ZM208 125V124H207ZM206 125V126H207ZM212 125V126H213ZM222 125V123L219 125V126H221ZM225 125V124H224ZM234 125V124H233ZM241 125H243L242 123H241ZM248 125V126H249ZM261 125H262V122H261ZM8 126V125H7ZM7 126H4V127H7ZM23 126V125H22ZM40 126H42V123H41V125L39 124V128H40ZM54 126V125H53ZM60 126V125H59ZM85 126V125H84ZM99 127H100V129H101V126L100 125H98ZM115 126V125H114ZM119 127H120V131H121V127L122 126H120V125H118ZM126 126V125H125ZM130 126V125H129ZM129 126H126V127H129ZM195 126H197V125H195ZM204 126V125H203ZM212 126L210 125V127L209 126H207V128L209 127L210 129L209 130H213L212 129ZM217 126V125H216ZM231 126V125H230ZM238 126V125H237ZM250 126H249V128H250ZM258 126V125H257ZM263 126V125H262ZM261 126V127H262ZM19 127V126H18ZM21 127V126H20ZM19 127V128H20ZM35 127V126H34ZM43 127V126H42ZM46 127V128H47ZM50 127V126H49ZM52 127V126H51ZM68 127V128H67ZM88 127H90V126H88ZM98 127V128H99ZM126 127H124V129L126 128ZM194 127V126H193ZM192 127V128H193ZM200 127L201 128H203L201 125L199 126V128H198V131L200 130ZM224 127H226V126H224ZM224 127H222L223 129H224ZM233 127V126H232ZM242 127V126H241ZM261 127H259V131L260 130H262L261 129ZM10 128V127H9ZM17 128V127H16ZM36 128V127H35ZM35 128H33V129H35ZM66 128V129H65ZM86 128V127H85ZM93 128V127H92ZM103 128V127H102ZM110 127H108V129H109ZM113 128H117V127H113ZM123 128V127H122ZM195 128V127H194ZM239 128H240V126H239ZM243 128H246V129H249V128H247V126L245 127H243ZM251 128H253V127H251ZM250 128V130H254V128L253 129H251ZM258 128V127H257ZM11 129V128H10ZM12 129L14 130L15 128H13L12 127ZM22 129H24V128H22L21 127V129H18V130H22ZM25 129H26V127H25ZM32 129V130H33ZM99 129V130H100ZM118 129V128H117ZM123 129V130H124ZM136 129V128H135ZM196 130H197V127L195 128ZM206 129V128H205ZM217 129V128H216ZM226 129V128H225ZM231 129V128H230ZM241 129V128H240ZM264 129V128H263ZM7 130V129H6ZM9 130V129H8ZM27 130V129H26ZM37 130V129H36ZM36 130H35V132H36ZM71 130V129H70ZM89 130H90V128H89ZM107 130V129H106ZM116 130V129H115ZM127 130V129H126ZM125 130V131H126ZM134 130V129H133ZM137 130V129H136ZM135 130V131H136ZM190 130H191V127H190ZM202 130V129H201ZM207 130V129H206ZM228 130H229V128H228ZM249 130V131H250ZM256 130V129H255ZM16 131V130H15ZM24 131V130H23ZM31 131V130H30ZM42 131H44L43 129H42ZM42 131H40V132H38L37 131V133H41V135H42V138L44 137L45 138V135L42 133ZM47 131H48V129H47ZM46 131V132H47ZM101 131H102V129H101ZM103 131H105V130H103ZM109 132L111 131V130H108ZM108 131H107V133H108ZM138 131V133H139V130H137ZM136 131V132H137ZM195 131V130H194ZM194 131H193V133H194ZM208 131V130H207ZM218 131V130H217ZM231 131L232 132H230V133H233V130L231 129ZM235 131H237V129H235ZM235 131H234V134L233 135H235ZM239 131H241V130H239ZM249 131H247L246 133L248 134L249 133ZM264 131V130H263ZM13 132V131H12ZM21 132V131H20ZM33 132V131H32ZM31 132V133H32ZM45 132V131H44ZM65 132V135L67 136V133ZM97 132H98V130H97ZM118 132V131H117ZM122 132H124V131H122ZM127 132H129L128 130H127ZM132 132V131H131ZM130 132V133H131ZM134 132V131H133ZM136 132H134V133H136ZM145 132V131H144ZM189 130H188V137H190V138H188L187 137V139H189V141H190V139H191V135L193 134V133H191L190 134V136H189ZM210 132V131H209ZM257 132H258V129H257ZM262 132V131H261ZM261 132H259V133H261ZM3 132H1V134H2ZM15 133V132H14ZM16 133H17V131H16ZM21 133H23V132H21ZM21 133L19 134V133H17V134H19V135H21ZM74 133H76V131L74 132ZM99 133V132H98ZM97 133V134H98ZM119 133V132H118ZM125 133V132H124ZM200 133V132H199ZM198 133V134H199ZM213 133V132H212ZM211 133V134H212ZM220 133L222 134L223 132H222V130H220ZM254 132H251V136H253L254 134H255V136H256V133H254ZM34 134H36V133H34ZM47 134V133H46ZM72 134H73V130H72ZM106 134V133H105ZM114 134V133H113ZM112 134V137L115 135H113ZM120 134H121V132H120ZM129 134V133H128ZM201 134H202V132H201ZM210 134V133H209ZM216 134V136H218L217 134L218 133H215ZM215 134H213L214 136H215ZM221 134H219V135H221ZM226 134V133H225ZM224 134V135H225ZM236 134H239L238 133V131H237V133ZM3 136H4V133L2 134ZM19 135H16V136H19ZM33 135V134H32ZM31 135V136H32ZM37 135V134H36ZM40 135V136H41ZM76 135V134H75ZM79 135V134H78ZM78 135H77V138H80V137H78ZM99 135H100V133H99ZM131 135H136V134H131ZM130 135V137L132 138V136ZM138 135V134H137ZM193 135H196V134H193ZM229 134H226V138H227V136H228ZM240 135H241V133H240ZM243 136H244V134H242ZM258 135V134H257ZM261 135V137L263 136V133L262 134H260ZM2 136V137H3ZM7 136V135H6ZM16 136H15V138H16ZM39 135H37V137H38ZM47 136V135H46ZM116 136H118V135H116ZM115 136V137H116ZM187 136V135H186ZM198 136V135H197ZM197 136L195 137V138H197ZM202 136V135H201ZM206 136H208V135H205L204 137H206ZM210 136H212V135H210ZM215 136V137H216ZM223 136V135H222ZM230 136V138H232L233 136H231V134L229 135ZM238 136V135H237ZM250 136V137H251ZM1 137V136H0ZM5 137V136H4ZM12 137H14V135L12 136ZM34 136H32V138H33ZM36 137V138H37ZM76 137V136H75ZM100 137V136H99ZM102 137V136H101ZM114 137V138H115ZM120 137V136H119ZM137 137V136H136ZM162 137V136H161ZM200 137V136H199ZM203 137V136H202ZM219 137V136H218ZM221 137V136H220ZM239 137V136H238ZM235 138L236 140L237 139H239V138ZM242 137V136H241ZM240 137V138H241ZM35 138V137H34ZM76 138V139H77ZM129 138V137H128ZM134 138V137H133ZM194 138V137H193ZM208 138H210V137H208ZM223 138V137H222ZM222 138L220 139V140H222ZM229 138V137H228ZM227 138V139H228ZM229 138V139H230ZM247 138H248V135H247ZM254 138V137H253ZM252 138V139H253ZM258 138V140L260 141V137H257ZM1 139H3V138H1ZM8 139V138H7ZM40 139H41V137H40ZM97 139H98V137H97ZM117 139V138H116ZM130 139V138H129ZM135 139V138H134ZM198 139V138H197ZM203 138H201V139H199V140H202ZM212 139H213V137H212ZM215 139V138H214ZM234 139V138H233ZM262 139H264L263 137H262ZM5 140V139H4ZM10 140H12V139H10ZM33 140V139H32ZM31 140V141H32ZM35 140H37V139H35ZM35 140H33V141H35ZM78 141H81V139H77ZM103 140V139H102ZM115 140V139H114ZM194 141L196 140V139H193ZM205 140V142H206V138H204L203 139V141ZM211 140V139H210ZM209 140V141H210ZM224 140H225V138H224ZM224 140H222V141H224ZM241 140H243V138L241 139ZM240 140V141H241ZM248 140H249V138H248ZM246 141V140H244L245 142H251L250 140L249 141ZM256 139L254 138V140H252V142L253 141H255ZM257 140V141H258ZM1 142H2V140H0ZM14 141V140H13ZM32 141V142H33ZM98 141V140H97ZM96 141V142H97ZM111 141H112V138H111ZM129 143H128V142ZM126 142L128 143V144H130V140H127ZM132 141H135V140H132ZM131 141V142H132ZM188 141V142H189ZM192 141V140H191ZM192 142V143H195V142ZM208 141V140H207ZM216 141H217V143H216V146H221V144H219L218 142V138H216ZM222 141H220V142H222ZM229 141V140H228ZM227 141V145H228V142ZM231 141V140H230ZM239 141V140H238ZM237 141V142H238ZM239 141V142H240ZM258 141V142H259ZM15 142H16V139H15ZM15 142H13V143H15ZM37 142V141H36ZM35 142V143H36ZM38 142H40V143H42V141L40 140V141H38ZM63 142V141H62ZM62 142H60V143H58V144H60L61 146L63 145V147L67 144V142H66V144L64 145ZM72 142V141H71ZM99 142H100V139H99ZM109 142H110V140H109ZM117 142V141H116ZM115 142V143H116ZM199 142H201V141H198V143ZM211 142H212V140L210 141V144H211ZM214 142V141H213ZM236 142V141H235ZM244 142V143H245ZM255 142V144H260L261 142H263V141H261V142ZM3 143V142H2ZM35 143H32V144H34L35 145ZM40 143H37V144H40ZM132 143H134V142H132ZM196 143H197V141H196ZM207 143V142H206ZM209 143V142H208ZM224 143H225V141H224ZM224 143L222 144L223 145V147H224ZM234 143V142H233ZM242 143H243V141H242ZM10 144H11V142H10ZM16 144H17V142H16ZM36 144V145H37ZM83 144V143H82ZM174 144H176L175 142H174ZM173 144V145H174ZM203 143H201V145H202ZM214 144V143H213ZM225 144V145H226ZM235 144V143H234ZM234 144H232V142H231V144L229 145L230 147H231V149H229V151H227V153L224 155L225 156V158L227 159V157H226V155L228 154V152L230 153V150L232 151V147L233 146H231V145H234ZM237 145H240L241 146V144H239V143H236ZM235 144V145H236ZM3 145V144H2ZM2 145H0L2 148H3V146ZM14 145V144H13ZM75 145H77V144H75ZM79 145V144H78ZM84 145V144H83ZM93 145H95L94 143H93ZM115 145V144H114ZM131 145V144H130ZM129 145V146H130ZM172 145V146H173ZM195 145V144H194ZM212 145V144H211ZM226 145V146H227ZM234 145V146H235ZM243 145V144H242ZM248 146H249V144H247ZM69 145L67 144V147L65 146V148L66 149H68V150H70V148L68 147ZM74 146V145H73ZM81 146V145H80ZM87 146V145H86ZM97 146V145H96ZM126 146V145H125ZM128 146V145H127ZM133 146V145H132ZM131 146V147H132ZM135 146V145H134ZM133 146V147H134ZM146 146V145H145ZM179 146V145H178ZM203 146H205V149H206V146H208L207 148H209V145L207 144V145H203ZM229 146H227V147H229ZM239 146V147H240ZM245 146V145H244ZM254 145L252 144V146L250 145L249 147L250 148H252ZM261 146H262V144H261ZM260 146V148H264L263 146L261 147ZM63 147H61V148H63ZM71 147V146H70ZM75 147V146H74ZM73 147V148H74ZM95 147V146H94ZM93 147V148H94ZM175 147V151H176V148H177V146H174ZM180 147V146H179ZM182 148H183V146H181ZM180 147V148H181ZM211 148H212V146H210ZM214 147H215V145H214ZM227 147H226V150H227ZM236 147H238V146H236ZM238 147V148H239ZM249 147H247L248 149H250ZM257 147V146H256ZM259 147V146H258ZM257 147V148H258ZM1 148V149H2ZM60 148V147H59ZM58 148V149H59ZM72 148V147H71ZM76 148V147H75ZM75 148H74V151H75ZM80 148V147H79ZM92 147H91V149H93ZM135 148V147H134ZM133 148V149H134ZM172 148V147H171ZM181 148V149H182ZM218 148V147H217ZM216 148V149H217ZM219 148H222V146L221 147H219ZM237 148V149H238ZM241 148V147H240ZM239 148V149H240ZM257 148H253V151L255 150L256 152H257ZM64 149V148H63ZM89 149V148H88ZM133 149H131V150H133ZM143 149V148H142ZM180 149V150H181ZM185 149V148H184ZM184 149H183V151H184ZM196 149V148H195ZM199 149V148H198ZM204 149V150H205ZM224 149V148H223ZM234 149H235V147H234ZM237 149H235V151L237 150ZM126 151H127V149H125ZM130 150V151H131ZM180 150H178V151H180ZM186 150H187V148H186ZM190 150V149H189ZM188 150V151H189ZM209 151H210V149H208ZM212 150H214L213 148L211 149V151ZM219 150V149H218ZM221 150V149H220ZM219 150V151H220ZM225 150V149H224ZM223 150V151H224ZM242 150H244V149H242ZM251 150V149H250ZM258 150H259V148H258ZM264 150V149H263ZM39 151V150H38ZM74 151H72V149H71V151L70 152H74ZM129 151V152H130ZM146 151V150H145ZM142 152V153H146V152ZM188 151H186V152H188ZM194 151V150H193ZM192 151V153H194ZM198 151V150H197ZM196 151V152H197ZM209 151H208V153H209ZM217 153L216 154H218V151L217 150H215ZM223 151H221V153H223ZM234 151V150H233ZM232 151V153H234ZM249 151V150H248ZM30 152H31V150H30ZM33 152V151H32ZM35 152V151H34ZM69 152V153H70ZM149 152V151H148ZM147 152V153H148ZM168 152H170V151H168ZM171 152H172V150H171ZM177 152V151H176ZM195 152V153H196ZM202 152V151H201ZM200 152V153H201ZM206 152H207V149H206ZM206 152H204L205 153V155L207 154ZM173 153V152H172ZM171 153V156L172 157H168L169 159L170 158H173V154ZM184 153V152H183ZM203 153V152H202ZM201 153V154H202ZM214 153V152H213ZM232 153H230L229 155H232ZM236 153H237V151H236ZM239 153V152H238ZM245 153V152H244ZM259 153H260V151H259ZM28 154V156H29V154H31V153H27ZM167 154V153H166ZM180 154V153H179ZM200 154V155H201ZM215 154V155H216ZM241 154H243L242 152H241ZM240 153H239V155L240 156H242ZM253 154H254V152H253ZM261 154V153H260ZM259 154V155H260ZM262 154H263V152H262ZM261 154V155H262ZM161 155V154H160ZM180 155H183L182 157L184 158V156L186 155V153L185 154H182V152H181V154ZM188 156H189V152H188V154H187ZM190 155H191V152H190ZM208 155V154H207ZM214 155V156H215ZM219 155H220V153H219ZM223 155V154H222ZM246 156V158H247V154H245ZM260 155V156H261ZM26 156V155H25ZM110 156V155H109ZM113 156V155H112ZM112 156H110V157H108V158H110V159H112L113 157ZM162 157V159H163V154L161 155ZM169 156V155H168ZM192 157H194V155H191ZM204 156V155H203ZM210 156H211V154H210ZM212 156H213V154H212ZM213 156V157H214ZM250 156H252L251 154H250ZM263 156V155H262ZM167 157V156H166ZM166 157H164V159L166 158ZM180 157V156H179ZM182 157H180V158H182ZM201 157V156H200ZM199 157V158H200ZM205 157V156H204ZM221 157V156H220ZM239 157V156H238ZM244 157V156H243ZM244 157V158H245ZM249 157V156H248ZM258 157V156H257ZM105 158H107V157H105ZM191 158V157H190ZM189 158V159H190ZM195 158V157H194ZM203 158V157H202ZM206 158H207V156H206ZM212 158V157H211ZM216 158H218V157H216ZM231 158V157H230ZM229 158V156H228V159H230ZM242 158V157H241ZM252 158H255V157H252ZM259 158V157H258ZM261 158H263V157H261ZM64 159V158H63ZM66 159V158H65ZM162 159H160L161 161H162ZM168 159V160H169ZM214 159V158H213ZM219 159V158H218ZM221 159H223V158H221ZM227 159V160H228ZM256 160V163L255 164H257V158H255ZM264 159V158H263ZM263 159H261L262 161H264ZM61 160V159H60ZM191 160H193V159H191ZM200 161H201V159H199ZM206 160V159H205ZM204 159H203V161H205ZM217 160V159H216ZM216 160H214V161H216ZM232 160V159H231ZM239 160V159H238ZM241 160V159H240ZM243 160V159H242ZM242 160H241V164H244L246 161V159H244V163H242ZM247 160H248V158H247ZM259 161H261L260 159H258ZM63 162H65L64 160H62ZM62 161H60V162H62ZM164 161V160H163ZM171 161V160H170ZM170 161H168V162H170ZM180 161H182V160H180ZM185 161V160H184ZM221 161L222 160H220V163H221ZM249 161H251L252 162V160H249ZM248 161V162H249ZM165 162V161H164ZM163 162V163H164ZM167 162V160H166V163H168ZM186 163L188 162V160L187 161H185ZM222 162H224V161H222ZM226 162V161H225ZM225 162L223 163L224 164V166H226V164H225ZM228 162V161H227ZM233 162V161H232ZM250 162V165L251 164H253V163H251ZM254 162V161H253ZM162 163V164H163ZM183 164H184V162H182ZM204 163V162H203ZM205 163H206V161H205ZM218 163V162H217ZM247 163V162H246ZM246 163H245V165H246ZM28 164H30V163H28ZM33 164H35V163H33ZM161 164V165H162ZM215 164H216V162H215ZM231 164V163H230ZM255 164H253V166H255V168H257L256 166L257 165H255ZM260 164H261V162H260ZM187 165V164H186ZM186 165H184V166H186ZM218 165H220L219 163H218ZM248 165V167H250V165L249 164H247ZM207 166V165H206ZM223 166V165H222ZM247 167V166H246ZM246 167L244 166V168H245V170H246ZM247 167V168H248ZM260 167V166H259ZM258 167V168H259ZM263 167V166H262ZM185 168H187V167H185ZM184 168V169H185ZM239 168H243V167H239ZM243 168V169H244ZM180 169H181V167H180ZM182 169H183V167H182ZM182 169H181V172H182ZM183 169V170H184ZM189 169V168H188ZM221 169H223V168H221ZM177 170H179V169H177ZM192 170H193V168H192ZM224 170H225V168H224ZM252 170V171H251ZM251 170H250V168H249V172H253L254 170H256V169H254V168H252L251 167ZM259 170H261V169H259ZM189 171V170H188ZM217 171V170H216ZM223 171V170H222ZM241 171V170H240ZM244 171V170H243ZM248 171V169L246 170V172ZM256 171H258V170H256ZM262 171H264V168H262ZM174 173H175V171H173ZM180 172V173H181ZM218 172H220V171H218ZM229 172V171H228ZM246 172H244V173H246ZM248 172V173H249ZM255 172V171H254ZM254 172H253V174H254ZM260 171H258V173H259ZM185 173H187V172H185ZM221 173H224V172H221ZM230 173V172H229ZM262 173V172H261ZM168 174V173H167ZM177 174H179V173H177ZM198 174V173H197ZM201 174H203L202 172H201ZM227 174V173H226ZM238 174H240V173H238ZM247 174V173H246ZM256 174V173H255ZM254 174V175H255ZM170 175V174H169ZM168 175V176H169ZM180 175V174H179ZM194 175V174H193ZM206 175V174H205ZM225 175V174H224ZM228 175V174H227ZM226 175V176H227ZM249 176H250V174H248ZM247 175V176H248ZM257 175V174H256ZM263 175H264V173H263ZM177 175L176 174H174V177H176ZM198 176H200V173L198 174ZM217 176H218V174H217ZM219 176H222V174H220ZM229 176V175H228ZM253 175L251 174V177H252ZM166 177V176H165ZM164 177V178H165ZM193 177V176H192ZM203 177V176H202ZM205 177V176H204ZM208 177V176H207ZM206 177V178H207ZM223 177V176H222ZM240 177V176H239ZM241 177H243V176H241ZM251 177H249V178H251ZM256 178H257V180H259L260 178H258V177H260V173H259V176H255ZM163 178V179H164ZM166 178H168V177H166ZM171 178V177H170ZM172 178H173V174H172ZM177 178V177H176ZM209 178V177H208ZM208 178L206 179L207 180V182L208 181H212V180H210L211 179V177L209 178V180H208ZM221 178V177H220ZM219 178V179H220ZM248 178V179H249ZM174 179V178H173ZM201 179V178H200ZM199 178L197 179V181H195V182H198V180H200ZM217 179V178H216ZM222 179V178H221ZM230 179V178H229ZM252 179V178H251ZM253 179L255 180V178L253 177ZM252 179V181H254ZM213 180H215V179H213ZM218 180V179H217ZM222 180H225V177L222 179ZM237 180V179H236ZM250 180V179H249ZM161 181V180H160ZM164 181H165V179H164ZM228 181V180H227ZM232 181V180H231ZM256 181V180H255ZM166 182H169V181H166ZM204 182V181H203ZM251 182V181H250ZM163 183V182H162ZM200 183H201V180H200ZM212 183H213V181H212ZM216 183V182H215ZM214 183V186H217V184H215ZM90 184V183H89ZM157 184V183H156ZM158 184H160L159 182H158ZM157 184V185H158ZM167 184V183H166ZM165 185V184H164ZM163 185V186H164ZM213 185V184H212ZM212 185H210V186H212ZM158 186H161L162 187V185H158ZM136 187V186H135ZM165 187V186H164ZM187 187V186H186ZM190 187V186H189ZM193 187H196V186H193ZM192 187V188H193ZM213 187V186H212ZM235 187V186H234ZM251 187V186H250ZM91 188H93V186H91L89 189H91ZM160 188V187H159ZM191 188V189H192ZM221 188V187H220ZM219 188V189H220ZM247 188V187H246ZM257 188V187H256ZM88 189V190H89ZM163 189V188H162ZM166 189V188H165ZM194 189V188H193ZM234 189V188H233ZM250 189V188H249ZM252 189H253V187H252ZM136 190V189H135ZM167 190V189H166ZM195 190V189H194ZM194 190H190V191H194ZM246 190V189H245ZM136 191H138V190H136ZM223 191V190H222ZM238 191V190H237ZM226 192V191H225ZM228 192V191H227ZM241 192H242V190H241ZM91 193H92V191H91ZM137 193V192H136ZM135 193V191H134V195L136 194ZM223 193H224V191H223ZM252 192L250 191V194H251ZM254 193V192H253ZM129 194H131V193H129ZM221 194V193H220ZM229 194V193H228ZM132 195V194H131ZM140 195V194H139ZM220 196V195H219ZM218 196V197H219ZM225 196V195H224ZM229 196V195H228ZM227 196V197H228ZM247 196V195H246ZM250 196H252V195H250ZM250 196H248V197H250ZM127 197V196H126ZM140 197V196H139ZM226 197V196H225ZM135 198H137L136 196H135ZM127 199H128V197H127ZM130 199H132V198H130ZM139 199V198H138ZM213 199V198H212ZM223 199V198H222ZM222 199H220V200H222ZM228 199V198H227ZM124 200V199H123ZM140 200V199H139ZM217 200H219V199H216V201ZM224 200H226V199H224ZM125 201V200H124ZM131 201V200H130ZM132 201H133V199H132ZM135 201V200H134ZM137 201V200H136ZM171 201H173V200H171ZM227 201H229V200H227ZM231 201V200H230ZM138 202V201H137ZM176 202V201H175ZM174 202V203H175ZM132 203V202H131ZM168 204L170 203V201L169 202H167ZM172 203V202H171ZM230 203V202H229ZM133 204V203H132ZM167 204V205H168ZM177 204V206H178V204L179 203H176ZM183 204V203H182ZM181 203H180V205H182ZM179 205V206H180ZM184 205V204H183ZM189 205V204H188ZM187 205V206H188ZM192 205V204H191ZM191 205H189V206H191ZM170 206V205H169ZM171 206H173V204L171 205ZM174 206H175V204H174ZM179 206H178V209H179ZM186 206V208L187 209H189L190 207L188 206L187 207ZM195 206V205H194ZM146 207V206H145ZM191 207H193V205L191 206ZM149 208V207H148ZM176 208V207H175ZM173 210H174V208H172ZM177 209V208H176ZM181 209V208H180ZM179 209V210H180ZM194 209V208H193ZM149 210V209H148ZM171 210V209H170ZM195 210V209H194ZM193 210V211H194ZM222 210V209H221ZM178 211V210H177ZM219 212H220V210H218ZM218 211H216V212H218ZM176 212V211H175ZM174 212V213H175ZM179 212V211H178ZM155 213V212H154ZM168 213V212H167ZM157 214V213H156ZM160 214V213H159ZM162 215V214H161ZM188 219V218H187ZM188 221V220H187ZM189 223V222H188ZM187 223V224H188ZM185 224V223H184ZM214 225V224H213ZM183 226V225H182ZM185 226V225H184ZM176 229V228H175ZM183 229V228H182ZM215 229V228H214ZM213 229V230H214ZM184 232V231H183ZM178 238H180V237H178Z\"/></svg>","mask_w":264,"mask_h":264}]
</instances>
